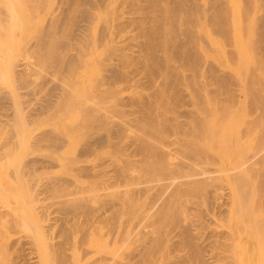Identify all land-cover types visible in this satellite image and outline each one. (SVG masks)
<instances>
[{
  "label": "bare ground",
  "instance_id": "obj_1",
  "mask_svg": "<svg viewBox=\"0 0 264 264\" xmlns=\"http://www.w3.org/2000/svg\"><path fill=\"white\" fill-rule=\"evenodd\" d=\"M4 1V0H3ZM6 1V0H5ZM36 1V0H35ZM45 2L44 0H40V2ZM104 0H56V6H54L53 7V9L51 10V13L49 14V12H48V15H50L49 17H48V19L46 20V21H48V20H50V23H49V25H47L46 23H44L43 25H45L46 27H42L41 29L42 30H38V31H40V33L38 34V35H36L38 38V41H36V42H38L37 43V45H35L36 47H37V49L39 48V50H41L42 52H45L46 53V55H45V53L44 54H42V52H40L39 51V53H40V55H45V56H47L48 55V53H49V55L51 54L52 56H54V55H56L57 54V52L60 50H62V49H64V51L66 52V50L69 52V49H68V46L69 47H75L74 49H76V46L74 45V44H72V43H79V45L81 44V46L80 47H82V44L84 45L85 43H86V41L89 39L90 40V38H92V40H93V38H94V34L92 35V37H91V35H89L91 32V23H92V20L94 19V21H95V18L97 19V21H96V23H94V27H95V24H96V33H98V38H100V40L102 39H106L107 40V38H108V40H110L109 42L111 43V45H108V40L106 41L107 43H105L104 41L105 40H103V42L105 43L104 45L106 46V44H107V47L109 46V48H102V47H99L100 48V50L101 49H104V50H102L103 52H104V54H106V55H104L105 57H109V55H108V53H106V51L107 50H111L112 49V47L111 46H115L116 45V47L120 50V58L123 56V55H121V54H123V53H125V54H127V52H129V55L127 54V56H132V55H134V59L136 58L137 59V63L138 62H140L139 64L140 65H142L143 66V64L146 66H143L144 67V70H142L143 72L146 70L149 74H151L150 76H153L152 78H154L155 76H154V74L155 73H157V71H160V70H162L161 72H162V75H164L165 74V80L167 81H162V82H165V86H163V83H158L159 84V86L160 87H162V88H158V85H156V83H157V80L158 79H160V78H154L155 80H153V79H151V77L149 76L148 77V79L151 81H155V83H153L152 81H151V85H149V87L151 86L152 87V85L154 86V85H156L155 86V88H157V89H155L154 87L153 88H151V90H152V92H153V89H155L154 91V94L155 95H153V96H155L156 97V95H157V97H161V99L160 100H162L163 101V99H165V98H167L166 96H167V94H168V89L172 86V87H174V89L176 90L178 87L177 86H174V84H177L178 82H177V80L179 81V77H177V75H181L179 72L182 70V72H183V70H185V72H187L188 71V76H189V73L190 72H192V71H190L189 72V70H187V68H185V66H187V67H189L190 66V68H192L193 70H194V73L195 72H197V71H195V69H201L200 70V72H199V69H198V73H200L201 75H199V76H201V80L203 79V80H205V76H206V74H204V72L206 71H204L203 72V74H202V71L204 70V69H206L205 67H204V65H203V67H204V69H203V67H202V64H199V61H200V56H203L204 57V55H200V56H198L199 54H202V53H199L198 54V52L197 51H199V52H201V48L202 47H204L205 46V44H207L208 43V40H209V37L207 36H204L205 34H206V31L205 32H202V29H203V27L205 28V26L207 25H209V26H211V28L212 29H214L215 31H216V33H220V34H222V37H226V36H229V35H227L228 33L229 34H231V35H233L234 36V32L233 31H231V32H233V33H230L229 31H228V29L230 30V28L228 27L227 28V25H230L228 22L229 21H227V19H229V17L231 16V14L229 15L228 14V12L230 11L229 9V5H227L228 6V9H227V6H225V3H230L228 0L226 1V0H112V1H108V0H106V4H109L110 3V5H111V7H109L110 5H108L107 7V9L105 8V7H103V11L105 12V9L107 10L106 12H105V16H104V12H102L103 14H101V9L102 8H99V9H97V7L100 5V3L102 4V2H103ZM243 2H241L240 4H241V9H240V13H241V11H242V16L244 17L245 16V18H247V17H250V19H251V17L253 16V20H255L254 22V24L252 25V27H253V29H252V32L255 34V41L252 43V44H254V46H253V48H255L256 49V51L257 52H259L260 54H262V55H264V0H242ZM258 1V2H257ZM7 2V1H6ZM32 2H34L33 0H32ZM31 2V3H32ZM40 2H39V0H37V6H39L40 5ZM42 2V3H43ZM49 2V1H48ZM3 3V2H2ZM5 3V2H4ZM3 3V4H4ZM14 3H15V5L17 6V4L19 3V0H15L14 1ZM13 3V4H14ZM17 3V4H16ZM31 3H30V5H31ZM38 3H39V5H38ZM46 3V2H45ZM44 3V4H45ZM1 4V3H0ZM12 4V5H13ZM36 4H35V7H36ZM47 4V3H46ZM51 4V3H50ZM53 4L54 3H52L51 5L53 6ZM105 4V2H103V5ZM105 4V5H106ZM2 5V4H1ZM13 6V7H16V6ZM18 5H20V4H18ZM30 5H29V7H30ZM48 5V4H47ZM50 5V6H51ZM102 5V6H103ZM104 5V6H105ZM259 6L260 8V11L259 12H257V9H256V6ZM8 6V5H7ZM34 7V6H33ZM44 7H46V6H44L43 5V8ZM101 7V6H100ZM17 8H18V6H17ZM32 8V7H31ZM46 8H48V7H46ZM141 8V10L142 9H144V8H147L148 9V11L146 12L145 10L143 11L142 10V13L144 14V12H146V13H148L146 16H140L139 15V13L141 12V10H140V12H138V15L136 14V15H134L135 13H137L135 10H137L138 9V11H139V9ZM15 9V8H14ZM37 9H38V7H37ZM40 9V8H39ZM95 9L97 10V11H99L98 12V14L97 13H95L94 11H95ZM258 9V10H259ZM12 10H13V8H12ZM11 10V12H13ZM16 10V9H15ZM18 10V9H17ZM29 10V9H28ZM46 10V9H45ZM135 12H134V11ZM228 10V11H227ZM34 11H36V9L34 10ZM40 11H41V9H40ZM43 11V10H42ZM133 11V12H132ZM227 11V12H226ZM9 12V11H8ZM255 12H257V13H255ZM3 13H4V11H3ZM3 13H1L2 14V16H3ZM5 13H6V10H5ZM10 13V12H9ZM8 13V14H9ZM230 13V12H229ZM0 14V15H1ZM107 14V15H106ZM227 14L229 15V17L227 16ZM240 14V15H241ZM34 15H35V12H34ZM110 16V17H112V18H110L111 19V21L112 20H114L115 22H113V24H112V22H111V25L112 26H108V21H107V19L109 18V17H107L106 18V16ZM14 17H16L15 16V14L13 15ZM13 16H11V17H13ZM10 17V18H11ZM145 17H146V21H148L149 23L147 24V22H144V19H145ZM228 17V18H227ZM1 18V17H0ZM18 18V17H17ZM16 18V19H17ZM245 18H243L244 19V21H245ZM1 19H3V18H1ZM5 19V18H4ZM19 19V18H18ZM35 19V18H34ZM242 19V18H241ZM10 20V19H9ZM9 20H8V22H9ZM14 20L15 19H13V22H14ZM33 20V19H32ZM31 20V21H32ZM230 20V19H229ZM21 21V20H20ZM247 21V20H246ZM245 21V22H246ZM250 21V20H249ZM4 22H5V20H4ZM12 22V21H11ZM29 22V21H28ZM242 22H243V20H242ZM5 24H7V22L5 23ZM4 24V25H5ZM134 26H133V25ZM135 24L137 25V26H135ZM147 24V25H146ZM204 24H205V26H204ZM1 25V24H0ZM10 24H8V26H9ZM16 25V24H15ZM19 25H20V22H19ZM109 25H110V23H109ZM132 26H133V28H137V30H136V33H138V35L137 36H135L136 38H139V39H136L137 40V42H135L136 43V45H135V43H134V41H136L135 40V38L134 37H131L132 38V40H130V42H129V40H127L129 43H131V44H129V45H131V46H133L132 45V42L134 43V45H135V48L134 49H131L130 47H128L129 45L127 44L128 42H126V39H128V38H126L125 39V35H127L126 33L128 32L129 33V30H131V28H132ZM1 27V26H0ZM6 27V26H5ZM12 27L14 28V26H13V24H12ZM11 27V28H12ZM28 27V26H27ZM30 27V26H29ZM94 27H92L93 29H94ZM230 27H231V25H230ZM39 28V27H38ZM130 28V29H129ZM132 28V29H133ZM210 28V27H209ZM209 28H206L207 30L209 29ZM8 29V28H7ZM15 29V28H14ZM17 29V28H16ZM15 29V30H16ZM18 29H20L21 30V26H20V28H18ZM25 29V28H24ZM92 29V30H93ZM247 29V28H246ZM4 30V29H3ZM9 30V29H8ZM8 30H7V32H8ZM13 30V29H12ZM11 30V31H12ZM20 30H19V32H20ZM134 30V31H135ZM210 30V29H209ZM214 30H212V31H214ZM18 31V30H17ZM95 31V30H94ZM134 31L132 30V31H130V33H132V35H133V33H134ZM203 31H204V29H203ZM214 31V32H215ZM93 32V31H92ZM125 32V34H123ZM209 32V31H208ZM213 32V33H214ZM245 32V31H244ZM93 33H95V32H93ZM203 33H205V34H203ZM210 33H211V31H210ZM6 35H7V33H5ZM4 34V35H5ZM9 34V33H8ZM14 34V33H13ZM129 35H131V34H128L127 35V37L129 36ZM209 35V34H208ZM223 35H225V36H223ZM231 35H230V37H231ZM242 35H244V34H242ZM253 35V34H252ZM0 36H2V35H0ZM97 36V35H96ZM95 36V37H96ZM100 36V37H99ZM202 36H203V38L205 39L206 38V42L204 41V39L202 38ZM6 37V36H5ZM11 37H12V35H11ZM244 37H246V36H244ZM253 37V36H252ZM2 38V37H1ZM0 38V39H1ZM10 38V37H9ZM97 38V39H98ZM133 38H134V40H133ZM208 38V39H207ZM232 38V37H231ZM231 38H230V40H231ZM235 38V37H234ZM36 39V37H35V40H37ZM223 39V38H222ZM227 39H229L228 37H227ZM233 39V38H232ZM11 40V39H10ZM12 40H13V38H12ZM18 40V39H17ZM24 40V39H23ZM89 40H88V42H89ZM90 41L89 42V44L90 43H92V42H94L95 43V38H94V40L93 41ZM201 40L203 41L202 43H199V42H201ZM225 40V39H224ZM2 41V40H1ZM20 41H22V40H20ZM99 41V40H98ZM199 41V42H198ZM232 41V40H231ZM24 42H25V40H24ZM28 42H30V41H28ZM32 42V41H31ZM96 42H97V40H96ZM197 42H198V44H200L201 46H199L200 47V50H198V48H197ZM205 42V43H204ZM34 43H35V41H34ZM34 43L32 42V45H34ZM101 43V42H100ZM225 43V42H224ZM232 43V42H231ZM231 43H229V44H231ZM72 44V45H71ZM88 43L85 45V46H87L84 50H86L87 48H88V45H89ZM97 44V43H96ZM103 43H101V45L100 44H97V45H99V46H103L102 45ZM113 44V45H112ZM226 44V43H225ZM229 44H227V45H229ZM4 45V44H3ZM17 45V44H16ZM27 45V44H26ZM31 45V44H30ZM30 45H29V49H30ZM71 45V46H70ZM77 45V44H76ZM1 46V45H0ZM22 46V45H21ZM91 46V45H90ZM231 46H232V44H231ZM36 47H34V48H36ZM67 47V49L65 50V48ZM78 48H79V50H74L73 49V53H71L70 52V56L69 55H67V56H69V60H67L66 61V59L68 58H66V59H64L66 62V64H65V66H66V68H65V66H62V68L61 69H63V67L65 68V70H73L74 68L75 69H77V63H78V61L76 62V60H75V57H76V55H77V57L80 59V53L83 51L84 52V50H83V47L81 48L82 49V51H81V49H80V47L79 46H77ZM134 47V46H133ZM132 47V48H133ZM235 47V46H234ZM4 48V47H3ZM9 48V47H8ZM21 48V47H20ZM33 48V49H34ZM111 48V49H110ZM197 48V49H196ZM5 49V48H4ZM3 49V50H4ZM26 49V48H25ZM32 49V48H31ZM37 49H36V51H37ZM72 49V48H71ZM89 49H92V48H88V50ZM114 49H116V48H114ZM118 49H117V52H118ZM204 49V48H203ZM203 49H202V51H203ZM160 50H164L165 52L163 53V55L161 54V56L160 55H158L157 54V52L159 51L160 52ZM197 50V51H196ZM229 50V49H228ZM5 51H7L6 49H5ZM79 53H78V52ZM92 51H94V50H92ZM114 51V50H113ZM116 51V50H115ZM114 51V52H115ZM206 51V50H205ZM236 51V50H235ZM11 52H13V51H11ZM61 52H63V51H61ZM68 52H66V54L68 53ZM82 52V53H83ZM107 52H109V54L112 52V50L111 51H107ZM234 52V51H233ZM6 53V52H5ZM35 53V52H34ZM38 53V52H37ZM38 53V54H39ZM59 53V52H58ZM64 53V52H63ZM81 53V54H82ZM161 53H162V51H161ZM167 53V55H165ZM229 53V52H228ZM8 54V53H7ZM62 53H60L59 55H61ZM65 54V55H66ZM117 54H119V53H117ZM116 54V55H117ZM125 54H124V57H125ZM130 54H132V55H130ZM208 55V53H206L205 52V56H206V58L204 59L203 58V60H202V63L204 62L205 63V61H206V59H207V55ZM227 54V53H226ZM234 54H236V53H233L232 55H234ZM256 54V53H255ZM48 55V56H49ZM58 55V56H59ZM111 55L113 56H115V57H118V56H116L115 54H112L111 53ZM110 55V56H111ZM165 55V56H164ZM229 55H231L230 53H229ZM2 56V55H1ZM44 56V57H45ZM47 56V57H48ZM52 56L50 57L49 56V58L51 59L52 58ZM81 56H83V54L81 55ZM113 56V57H114ZM127 56L125 57V58H127ZM164 56V58H160V57H163ZM12 57V56H11ZM65 58V56L64 55H61V57H57V55H56V57H54L53 59H54V61H55V58H56V60L58 59H60L59 61H57V64H55V65H59L58 64V62L60 63H62V59L61 58ZM111 58L110 60H112V62H109L108 60H109V58H107V59H105V60H107L108 61V63H110V65H109V67H107V66H105V67H102V68H108V71H107V73L108 74H105V76H104V73H102V75L105 77L104 78V80L106 81V82H109L108 84H110V85H113V86H115V85H117L118 86V84L120 83L121 84V82H120V79H121V81L123 82V84H124V86H125V84H127V83H124V79H128L127 81L128 82H132V79L133 78H128L129 77V75L132 73L133 75L135 74V75H137L136 73H134L135 71H137V72H139V69L141 70L142 68L140 67L139 69H137V70H135V69H133V71H131V73H128V72H130V71H128L127 69H126V66L127 65H131V66H129V68L131 69L132 68V66H134V67H136L137 66V64H136V66H135V64H130V63H132V58H131V62H129L130 61V59L128 60V61H126V62H123L122 60H124L125 58H123L122 57V60H120L121 61V65H123L124 63L126 64L127 62H129L126 66L125 65H123V67L122 66H120L119 65V63H120V61H119V58H117L116 60H114L115 59V57L114 58ZM231 57V56H230ZM261 57V56H260ZM5 58V57H4ZM9 58V57H8ZM43 58V57H42ZM49 58H48V60H49ZM82 58V57H81ZM101 58H103V57H101ZM100 58V59H101ZM170 58V61H168V59ZM209 58H210V56H209ZM228 58V57H227ZM259 58V57H258ZM38 59H40V58H38ZM171 59H172V61H174L175 59L176 60H178L179 61V63H182L183 64V66H184V68L183 69H181L182 67H180V69L181 70H179V72H176L177 71V69L179 68L178 66V68L177 69H175V64H178L177 63V61H176V63H172V61H171ZM229 59V61H230V59L232 60V58H228ZM21 60V59H20ZM43 60H44V58H43ZM46 60H47V58H45V62H46ZM104 60V61H105ZM119 62H118V61ZM210 60H212V59H210ZM236 60H237V57H236ZM261 60V59H260ZM7 61H8V59H7ZM11 61V60H10ZM74 61L76 62V67H74L73 68V66H74ZM81 61V60H80ZM207 61H209V60H207ZM258 61V60H257ZM20 62V61H19ZM40 62H42V60L40 61ZM48 62V61H47ZM46 62V63H47ZM51 61H49V63H50ZM56 62V61H55ZM99 62H101V61H99ZM123 62V63H122ZM133 62H136V60H133ZM231 63H232V61H230ZM233 62H235L234 60H233ZM11 63V62H10ZM45 63V64H46ZM53 63V62H52ZM80 63V62H79ZM81 63H82V61H81ZM80 63V64H81ZM101 63H103V60H102V62ZM100 63V64H101ZM105 63H107L106 61L104 62V64H102V65H106ZM107 63V64H108ZM206 63H209V62H206ZM17 64V63H16ZM54 64V63H53ZM79 64V65H80ZM87 64V63H86ZM86 64H85V66H86ZM172 64H174V66L172 65ZM258 64V63H257ZM18 66H19V64H17ZM33 65V64H32ZM48 65V64H47ZM61 65H63V64H61ZM60 65V66H61ZM101 65V66H102ZM201 66V68H200V66ZM205 65H208V64H205ZM209 65H210V63H209ZM208 65V66H209ZM16 66V65H15ZM17 66V67H18ZM82 66H84V65H82ZM81 66V67H82ZM119 66L121 67V69L122 70H120V68H119ZM179 66H181L180 64H179ZM211 67H208V71H210V75H208L207 74V76L209 77L210 76V78H211V76L213 75L214 77H215V79L216 80H214L215 81V83H216V85H218V83L220 82V84L219 85H223V86H225V87H227V86H229L228 85V83L229 84H231L232 83V80L231 79H233L232 77H234V76H232L231 78H230V76L229 75H232V74H229V70H228V72H225V71H227V69L225 70V69H222V68H220V71L221 72H218L217 70L219 69L218 68V66H217V70H216V68H215V65H214V68H212L213 67V65L211 64L210 65ZM21 67V66H20ZM27 67V66H26ZM25 67V68H26ZM58 66H56V68H57ZM68 67V68H67ZM79 67V66H78ZM15 67H13V69H14ZM39 68V67H38ZM70 68V69H69ZM71 68H73V69H71ZM110 68V69H109ZM138 68V67H137ZM146 68V69H145ZM34 69V68H33ZM37 69V68H36ZM124 69V70H123ZM125 69L128 71H126L125 72ZM203 69V70H202ZM222 69V70H221ZM15 70H17V69H15ZM106 70V69H105ZM105 70H103V71H105ZM118 70H120L122 73H123V71H124V74H126L127 76H126V78L124 77V75H122V77H120L119 75H121L120 74V71H118ZM224 70V71H223ZM11 71V70H10ZM20 71H22V70H20ZM19 71V72H20ZM28 71V70H27ZM37 71V70H36ZM163 71H164V74H163ZM223 71V72H222ZM8 72H9V70H8ZM14 72V71H13ZM25 72V71H24ZM24 72H20V73H24ZM69 72V71H68ZM141 72V71H140ZM185 72H183V74L185 75L186 73ZM207 72V71H206ZM205 72V73H206ZM230 72H231V70H230ZM34 73H35V71H34ZM63 73V72H62ZM75 73V72H74ZM148 73H145L146 75H144V74H142V72L140 73L141 74V76H138L137 75V77L138 78H136L135 80H137V79H139V77H140V79H142L143 77V75L144 76H146L147 77V74ZM194 73H192L193 75H192V77H193V80H195L197 77H199L198 76V73H196V75H197V77H194L195 75H194ZM9 74V73H8ZM60 74V73H59ZM65 74V73H64ZM67 74V73H66ZM139 74V75H140ZM182 74V75H183ZM186 74V75H187ZM246 74V73H245ZM249 74V73H248ZM247 74V75H248ZM71 75V74H70ZM133 75H131V77L133 76ZM134 75V76H135ZM161 75V76H162ZM182 75H181V77H182ZM183 75V76H184ZM185 75V76H186ZM205 75V76H204ZM74 76V75H73ZM102 76V77H103ZM119 77V78H117L119 81H118V83H117V81H116V84H114L115 82H112V80L114 81V79H115V77ZM133 76V77H134ZM158 76V75H157ZM156 76V77H157ZM204 76V77H203ZM206 76V77H207ZM251 75L249 74V77H250ZM60 77V76H59ZM62 77V76H61ZM142 77V78H141ZM145 77V79L143 78L142 80H141V82H142V84L141 83H139L140 84V86H142L143 85V82H145V81H143V80H147V78ZM160 77V76H159ZM181 77H180V82H179V84H178V86H180V83L181 82H184V83H189V80L187 81V82H185L186 80L185 79H181ZM203 77V78H202ZM208 77H207V79H208ZM214 77H212V78H214ZM253 78H252V81H253V79H254V76H252ZM66 78V77H65ZM71 78V77H70ZM101 78V77H100ZM162 78V80H164V77H161ZM242 78V77H241ZM247 78V77H246ZM251 78V77H250ZM255 78L256 79H258L257 77H256V75H255ZM44 79H46V78H44ZM68 79H69V77H68ZM74 79V78H73ZM99 79V78H98ZM116 79V80H117ZM129 79H131V80H129ZM139 79V80H140ZM192 79V78H191ZM198 79H200V78H198ZM197 79V80H198ZM63 80V79H62ZM103 80V79H102ZM126 80H125V82H126ZM135 80L133 79V82H135ZM183 80V81H182ZM185 80V81H184ZM196 80V81H197ZM211 80V79H210ZM212 80V81H213ZM236 81H237V79H235ZM235 80H233V81H235ZM250 80V79H249ZM49 81V80H48ZM51 81V80H50ZM63 81H65V80H63ZM63 81H61L62 83H63ZM66 81H67V79H66ZM65 81V82H66ZM72 81V80H71ZM73 81H75V80H73ZM100 81H101V79H100ZM104 81V82H105ZM150 81L149 82H147V83H150ZM161 82V79L160 80H158V82ZM190 81H192V80H190ZM196 81H192V83L194 84ZM199 81V80H198ZM197 81V82H198ZM206 82L208 81V80H205ZM213 81V82H214ZM217 81H219L218 83H217ZM235 81V82H236ZM251 81V82H252ZM255 81V80H254ZM253 81V82H254ZM257 81V80H256ZM259 81V80H258ZM21 82V81H20ZM54 82V81H53ZM103 82V83H104ZM111 82V83H110ZM132 82V83H133ZM140 82V81H139ZM235 82H234V85H235ZM34 83V82H33ZM44 83V82H43ZM55 83V82H54ZM57 83V82H56ZM69 83H70V81H69ZM96 83H98V85L101 83V82H99V81H95V84ZM103 83H101V84H103ZM113 83V84H112ZM137 83H138V81H137ZM183 83V85H185ZM202 83V82H201ZM215 83L213 84V85H215ZM255 83V82H254ZM47 84V83H46ZM58 84L59 85H61L59 82H58ZM56 85V87L57 86H59V85ZM94 84V85H95ZM122 84V85H123ZM129 84V83H128ZM127 84V85H128ZM134 84V83H133ZM145 85H143V89H144V87H146V82L144 83ZM161 84H162V86H161ZM191 84V83H190ZM192 84V85H193ZM196 84V85H195ZM194 84V86L195 87H193V89L194 88H196V89H194L193 91H195V93L193 92V91H191V92H188V93H191V95H189L188 93H187V91H185L184 89H181V87H180V90L179 89H177V90H179V91H181L182 90V92L181 93H183V95H185L184 94V92L187 94V95H189V97H187V98H184V102H186L187 104H188V101L186 100L185 101V99H188V98H190V100H189V104H190V106L191 105H193L192 107H189L188 105H186V107H189V108H191L192 110H190V114H189V116H187V115H185L186 116V118L187 117H189L190 118V116L192 115V117L190 118V120L188 121L186 118L185 119H182L184 116L182 115V116H180L179 114L178 115H176L175 117L172 115H170L171 116V119H172V117H174V118H176V119H179V117L178 116H180V118H181V120L182 121H180V122H178L177 123V126H176V128L177 129H179L180 128V130L181 131H183V132H185L184 133V135L182 134V136L184 137V136H186L185 134H187L188 132L189 133H192V135L194 136V138H193V140H191L192 138H190L192 135L191 134H187V135H191L189 138H187V140L189 141V142H187V141H185L184 139L182 140V141H185V143H184V145H183V147H184V152H181L182 150H183V148H182V141H180V138H179V136H178V138H177V135L178 134H176V132H177V129H175V131H174V125H172L171 124V127H170V129H168L169 131H171V129H172V126L174 127L173 129H172V132L174 131L175 132V134H176V136H175V134L173 133V135H171L172 136V138L175 136V138H177V140L178 141H180L181 143V145L179 146V145H176L175 146V144H173L174 142L176 143V142H178V141H176V139L174 140V138H173V140L172 141H174L173 143H171L172 145H174V146H171V145H169L170 144V140L169 139H165L163 142L165 143V141H168V142H166V145H165V147H166V149L164 148H162L161 150L159 149V148H161L162 146V144L164 145V143H162L160 146H159V148H157L159 151H165V150H167V148H170V146L171 147H173V148H175V149H177L178 148V146H179V149L180 148H182V150L180 151V150H176L175 151V149L173 150L176 154L179 152V154L181 153H185V155H188V153H189V156H186V159H188V161H186L185 159L183 160V158H185V157H182V158H179L180 156H182L181 154H180V156H178V158H175L176 160L174 161V159H173V157L174 156H176V155H174V152H173V155H172V152L170 153L169 152V150H172L171 148L170 149H168V152H166V153H170L171 155H167V157H169L172 161H174V163H172V161L170 162L171 164H175L176 163V165H177V167H174V169H176L175 171L174 170H172L173 169V167H172V169L170 168L171 166H169V167H166V165L168 166V159L169 158H167V157H164V158H167L166 160H167V164H166V160L163 162V164L162 165H164L165 164V167L163 166L162 167V165H160V163H162V159L163 158H161V160H159L157 157L159 156V154H161V152H159V151H157V152H159V153H156V146L155 147H153V149L155 148L156 150H154V152L157 154V157L155 156V154H154V152L153 153H151V154H154L152 157L150 156L151 154H150V150L152 149L151 147H149V145H148V143H150L151 141V138L154 140H156L157 138H158V140H157V142L156 143H152L151 142V144H153V145H157V147H158V145H159V143L161 142H159V140H162V139H164L163 137H159V136H161V133L163 134L162 136H164V135H166V136H168V134H166L165 133V131L167 130V127L169 128V126L170 125H166L164 122H162L163 120L165 121V120H167V124H168V120L170 119H163L162 117H164L163 115L165 114L164 113V110H166L167 108H168V106H166V109H163V110H161L164 106L163 105H165L166 103H165V101L167 102V104L166 105H169L168 103H170L171 102V100H175V101H179V100H181L180 99V97H182V95L180 96V93L176 90V91H173V89L171 90V92L173 91L174 93H172L173 94V99H170L171 98V92L169 93L170 95H169V99L168 100H164V103L165 104H163V105H161L160 107H159V105L161 104L160 102L161 101H159V99H158V103H160V104H158L157 106L159 107L158 109L163 113L162 114V117H161V114L158 112V110L156 111V112H158L159 114H160V116H157V118L158 117H160V121H161V118H162V121H161V125H159V130H161L162 129V127L163 126H167V127H163V129H162V131H164V128H166L165 129V131H164V133L161 131L160 132V135L158 134L157 135V132H156V128H157V126H158V124H156V128H155V123L157 122L156 120H158L156 117H154L155 115H159L158 113L156 114V112H154V113H152L151 112V106L157 101V100H155V99H157V98H154V97H152V96H150L149 95V98L151 97V98H154L153 100L155 101L154 103H151L152 102V100H151V98L149 99L148 97H146V98H148L149 100H151V101H146L147 99H145L144 100V98H141V97H143L142 95H140L139 96V98L140 99H138V101H139V105H137V106H139V107H137L136 105H135V103H137V101L136 102H134V100H135V96H136V94L134 93L135 91H134V88L132 87V84L130 85V87H132V89H133V92H132V95L130 96V99H128L129 98V96H128V94L126 95V96H128V97H125L126 99H128V100H131V97L133 96L134 97V100L131 102V101H129L128 103H129V105H130V102H131V104L132 105H135V106H132V108L134 107V111L136 110L135 108H139V109H137L135 112H137V111H140V109L141 110H143V113H145V114H147V116H148V114H149V112H151L152 114L150 115V116H153V119L154 118H156V122L155 123H153L152 122V117H151V121L149 122L150 124H151V122L153 123V124H151V125H153L154 126V130H155V132H156V134L154 133V131H153V133L154 134H152V130L153 129H151L150 127H149V129H151L150 130V132H151V135H149L150 134V132H145V136H147V137H151L149 140H148V138L146 139V141L148 142V143H146V141L145 140H143V139H145V136L144 135H142V137H140L146 144H144V142H142L141 144H137V142L135 141V139L137 138V140H139L140 138L137 136L138 134H140L141 132V130H140V128H139V125H140V127L141 126H143V124L145 125V124H149L148 123V121L150 120H148V118H147V116H145L143 113H140V112H142V111H140L139 113L140 114H138V113H135V114H133L131 111H133V109L130 111L131 112V114H133V115H135L136 116V114H138V116L139 115H141L142 114V116H144V117H146L147 119L146 120H142L141 121V123L140 122H138V123H140L139 125H137V121H136V125L138 126L137 127V129H136V126L135 127H131V128H133V130L135 129L136 131L138 130H140L139 132L140 133H138V132H136V131H133V133L131 134V135H129V134H127V136L129 135L130 137L133 135V137L134 136H136V137H134V140H132V141H135V146H137V147H134L133 146V144H132V147H134L135 148V150L137 149L138 151H139V153L141 152V153H143V155L145 156L144 157V160H146L145 158L146 157H151L150 159H152V160H154V159H158L159 161H161L160 163H158L162 168H165L164 170L162 169L161 171H167V169L168 168H170V169H168L169 171L171 170L173 173H176L177 171H179V172H177L178 173V175L179 176H177L176 178H172V176L173 177H175L176 176V174H173L172 172H171V174H173L171 177L169 176V175H171V174H166V177H170V178H166L165 180L163 179V177H165L164 175H161V172H160V170H157V169H161V167H159V168H157L156 169V167H155V165L157 164V163H155V162H157V159H156V161L154 162V167H155V174H158L157 172L159 171V176L161 175L162 177H157L155 174H152L153 173V171H151V174H150V176H153V175H155V179H156V181L154 180V178H151L150 179V177H149V179H147V180H149V182L152 180H154L155 182H156V184H158V182H157V178H159L160 180L161 179H163V183H160V184H158V185H154V187H152V185H151V187H150V183H153L154 184V181L153 182H150V183H147V181L145 180V179H143L144 178V176H143V172H142V174H141V171H140V174L138 173V171H139V168L142 170L143 168H141L140 166H144V165H146L147 164V166H144V167H146V169H145V171L147 170L148 171V166H150V159L149 158H147V160L149 161V164L148 163H146V162H143V161H140V160H142L141 159V155L142 154H140L139 156H137V154H139V153H137V154H135L137 157H134L135 155L133 154L132 155V153H130V152H133L132 150L131 151H126V152H129V155H130V157L131 158H135L136 159V161L134 160V162H138V161H140V162H143L144 164H142V165H140L139 163L138 164H135V163H132V165L131 164H129V165H131V166H133V164H135V168H137L138 170H137V173H136V171H135V168H134V172L136 173V175L135 176H133V175H130L131 173H129L128 171V166H127V162L129 161V163H130V157H129V155H124V156H128V157H126L127 158V160L128 161H124L125 163H127L126 164V167H124V165H125V163L123 164V161H122V157H121V160L119 159V161L117 162V163H119V162H122L121 164H122V167H124V168H122L121 167V165L120 166H117L118 164L116 163V167H118L119 168V170H121V172L120 171H118L117 172V169H116V171L114 170L115 169V167L113 166H111L112 168H113V170L115 171L114 173H122L123 172V170L125 169H127L125 172L126 173H128V174H125V178H127L129 175L131 176V177H133V179L136 177V176H141L142 177V179L140 180V177H138L139 179H137V182H135L136 181V178H135V184L134 185H136V186H132V187H130V185H129V182H128V184L127 183H125V184H127V185H129V186H127L126 185V187H127V189L128 190H124L125 192H127V193H125V192H122L123 190H121V189H123V187L125 188V184H124V179H120V178H117L118 179V182H115V181H117V179H116V177H120V175L118 176V174H117V176H116V174H114L116 177H115V179L113 180V178H114V176H113V173H111L110 175H109V177H111L112 178V176H113V178L111 179V182H112V180L114 181V182H112L113 183V188H111V190L113 189V190H118L117 191V196H116V191L114 192L113 190V194L110 192V194H109V191H108V194L110 195H107V194H105V193H107V190H108V188L107 187H109V186H111V185H105V186H103V188H101V189H103V190H105V193H104V191H103V193H104V196L106 195V197H105V199L106 200H104V198H102V200L104 201V203L102 202V200H101V203H99L98 205H95V206H93V205H89L90 203H86V199L87 200H89L88 198L90 197H88L87 196V194L86 193H84V196H79L80 197V199L79 200H71V199H69V198H67V197H65V196H67L66 194L69 192L70 193V191H72V190H70V189H68V186H69V184H71V182H68L70 179L71 180H73V178H69V180H67L66 178H65V176H64V179L62 178H59V179H56V177H55V179L56 180H53L52 178V180L53 181H51V179H50V182L51 183H53L52 184V187L51 186H49V188L51 187V189L54 191L55 190V193L57 192V193H59V192H62L61 194H59V196H57V198L56 199H54V200H52L51 202H53L54 203V208H56V211L55 212H52L53 210V206H51L50 207V209L52 210H48L47 208H46V205H48V204H46L45 203V205L44 204H42V206L41 205H38L39 207L41 206V208H39V210H37V209H35V211L34 212H38L39 211V213H41V216H40V219H41V223L39 222V224H41V228H42V230L40 231V233H42L43 234V232H50L48 229H50L51 227V229H53V227H56L58 230H59V234H58V236L56 235V233L54 232V231H56V230H53L52 232L53 233H55V235H56V237H57V239L55 238V236H54V238L56 239V240H54V242H52V245H54V249L56 248V253H57V255L59 256V257H61L60 255H61V253H63L64 251V247H67L66 245L69 243V239H72V237H71V235L72 234H77L78 232H80L81 234H78L79 236L81 235V237H82V234L84 235V236H87V237H85V238H83L82 237V239H85V240H82V242H78V244H80L79 246L82 248V252L84 251V253H83V255L84 254H86V253H91V257H92V259H91V261H86L85 259H83V262H85L86 261V263L85 264H264V175H256V179H258V177H260V179H258L257 181L256 180H253L254 178L252 177V175H253V173L251 174V173H249L248 174V170H250L249 168H248V170H244L245 172H243L242 171V169H246V166L248 167V164L250 165V164H252V165H250V166H255L256 164H253V163H255V162H253V161H257L258 162V160L259 159H264V151L262 152V149H261V146H260V148L259 149H261L260 151H259V149H258V152H255V154H253V155H247V156H244V157H242V155L241 156H238V158H237V155H239V154H241V152L239 151V149H235V147L237 146V143L238 142H240L239 140H241L244 136H246V134H247V132L244 134V136L242 137V135H243V132H242V129L240 130V131H238V132H240V134L238 133V135L237 136H235L234 135V137H235V139H232V137L230 138V139H232V141H229V135H232L231 133L229 134V129L227 128V124H228V127H231V125H229V123L231 124V122H229V121H227L228 123L226 124V122L225 123H223V125L224 124H226V125H222V122L225 120V118L223 119V117H222V115L224 114H222L221 115V118H216V119H210V118H208L209 120H207L206 118H207V116L206 115H204V113H209L210 111L212 112V114H213V111H212V109H214L212 106H214V105H217V102H216V104H214V105H212L210 102H207V103H205L206 102V100L207 99H204V97H206V96H203V94L201 95V93H202V91L200 92V88L199 87H201V86H198V85H200V83L198 84V83H195ZM246 84V83H245ZM251 84H253V83H251ZM251 84H249L248 86H250ZM257 84V83H256ZM259 84V83H258ZM50 85V84H49ZM93 85V86H94ZM104 86L103 87H107V84L105 85V84H103ZM109 85V87L111 88V87H113V86H110ZM134 85H136V82H135V84ZM133 85V86H134ZM187 85V84H186ZM206 85V84H205ZM232 85H233V83H232ZM239 85V84H238ZM255 85V84H254ZM62 86V85H61ZM102 86V85H101ZM101 86L99 87L98 86V88H96V90L95 91H97V92H102V90H104L105 91V88H103V89H101ZM137 86H138V88H139V85L137 84ZM202 86H203V83H202ZM223 86H221V89H220V91L222 90V87ZM231 86V85H230ZM237 86V85H236ZM236 86H234V87H236ZM55 87V88H56ZM127 87H129V86H127ZM135 87V86H134ZM148 87V86H147ZM147 87H146V89H144V92L146 93H148L149 94V92L151 91H145V90H148L147 89ZM171 87V88H172ZM177 87V88H176ZM215 87V86H214ZM247 87V86H246ZM49 88V87H48ZM52 88V87H51ZM59 88V87H58ZM61 88V87H60ZM59 88V89H60ZM93 88V87H92ZM100 88V89H99ZM116 87H114V89H115ZM120 88V87H119ZM119 88H116V89H118L119 90ZM137 87H135V89H136ZM142 88V87H141ZM140 88V89H141ZM183 88V87H182ZM185 88V87H184ZM229 88V91H230V87H228ZM228 88H227V90H226V88L224 89V90H226V91H224L223 92V90L221 91L222 92V94L223 93H225L226 92V94H227V96H225V97H227L226 98V100L228 99V98H231L232 97V99H235V98H233V90H232V88H231V91H232V93L231 92H229L228 91ZM260 88V87H259ZM70 89V88H69ZM94 89V88H93ZM121 90H122V88H120ZM143 89H141L140 91L142 92L143 91ZM206 89V88H205ZM215 89H217V87H215ZM251 89V90H250ZM250 89H249V91H251L250 93V95H251V100H252V102L254 103V104H257V102L258 103H260V104H263L264 105V98L262 97L263 96V94H262V96H261V94L259 95L258 93H257V91H258V89L256 88V90L254 89V88H252V87H250ZM262 89V88H261ZM260 89V91H262ZM63 90V89H62ZM72 90V89H71ZM107 90V89H106ZM111 90H113V89H111ZM137 90V89H136ZM183 90H184V92H183ZM192 90V89H191ZM207 90V89H206ZM237 90V89H236ZM235 90V91H236ZM239 90V89H238ZM59 91V90H58ZM61 91V90H60ZM94 91V90H93ZM94 91V92H95ZM107 91H109V90H107ZM120 91V90H119ZM169 91H170V89H169ZM216 91V90H215ZM219 91V92H220ZM52 92V91H51ZM64 92H65V89H64ZM67 92V91H66ZM74 92V91H73ZM100 92V93H101ZM111 92V93H110ZM130 93H131V89H130V91H129ZM141 92H139V93H141ZM151 92V93H152ZM209 92V91H208ZM212 92H214V89H213V91ZM25 93V92H24ZM59 93H61V92H59ZM58 93V94H59ZM68 93V92H67ZM67 93H65V94H67ZM77 93V92H76ZM96 93V92H95ZM103 93V92H102ZM101 93V94H102ZM109 93L110 94H112L113 95V91H109ZM108 93V94H109ZM116 93V92H115ZM119 93V92H118ZM129 93V94H130ZM136 93H138L137 91H136ZM139 93H138V95H139ZM143 93V92H142ZM146 93V94H147ZM150 93V94H151ZM236 93V92H235ZM235 93H234V96H236L235 95ZM248 93V92H247ZM4 94H5V92H4ZM47 94V93H46ZM58 94H57V96H58ZM64 94V93H63ZM69 94H71V92L70 93H68V97L69 96H71V97H69V99L71 98V100H73L72 98H73V96L72 95H69ZM78 94V93H77ZM99 93H97V95H98ZM117 94V93H116ZM116 94H115V96H116ZM121 94V93H120ZM133 94H135V95H133ZM148 94L146 95V96H148ZM59 95H62V93L61 94H59ZM87 95V94H86ZM94 95V94H93ZM102 95H106L107 96V93L105 94V93H103ZM101 95V96H102ZM137 95V96H138ZM152 95V94H151ZM187 95H185V97L187 96ZM205 95V94H204ZM215 96H217L216 95V93L214 94ZM219 95H221L220 93L218 94V96ZM224 95V94H223ZM2 96H4V95H2ZM49 96V95H48ZM62 96H64V95H62ZM66 96V95H65ZM65 96H64V99H65ZM80 96H81V94H80ZM89 96V95H88ZM99 96H100V94H99ZM109 96V95H108ZM111 96V95H110ZM114 96V95H113ZM125 96V95H124ZM144 96H145V94H144ZM5 97H6V95H5ZM50 97V96H49ZM76 97V96H75ZM77 97H79V96H77ZM85 97H87V96H85ZM89 97H92L91 96V94H90V96ZM93 97H95V95L93 96ZM97 97V96H96ZM120 97V96H119ZM123 97V96H122ZM214 97V96H213ZM220 97V96H219ZM223 97V100H224V102L226 101L225 100V97L224 96H222ZM236 97H238V96H236ZM59 98V97H58ZM57 98V99H58ZM67 98V97H66ZM84 98V97H83ZM88 98V97H87ZM98 98V97H97ZM96 98V99H97ZM99 98H101V97H99ZM103 98V97H102ZM117 98V100H120V98L118 99V97H116ZM183 98V97H182ZM221 98V97H220ZM2 99V98H1ZM62 99V101L64 100L63 98H61ZM60 99V100H61ZM75 99V98H74ZM77 99V98H76ZM89 99V98H88ZM92 99V98H91ZM214 99V98H213ZM218 99V98H217ZM216 99V100H217ZM231 99V101L229 100H227L226 102L227 103H229V102H232L233 100ZM67 101H68V99H66ZM65 100V101H66ZM78 100V99H77ZM99 101H100V99H98ZM121 100H123L122 98H121ZM125 100V99H124ZM123 100V101H124ZM204 100H205V102H204ZM61 101V102H62ZM70 101V100H69ZM69 101H68V104H67V106H66V103L64 102V105L66 106V107H68V105L70 104V105H72V102L73 101H75V100H73V101H70V103H69ZM78 101H80V99L78 100ZM78 101L76 102V103H78ZM92 100H89V102H91ZM94 101V100H93ZM92 101V102H93ZM123 101H121V103L123 102ZM126 101V100H125ZM175 101L173 102L172 101V105H174V106H172V107H175V105L177 104H175ZM183 101H181V102H183ZM208 101V100H207ZM213 101V100H212ZM218 101V100H217ZM220 101H221V99H220ZM235 101H236V99H235ZM60 102V101H59ZM88 102V101H87ZM88 102V103H89ZM118 102V101H117ZM133 102H134V104H133ZM180 102V103H181ZM184 102L182 103V104H184ZM219 102V101H218ZM237 102V101H236ZM3 103V102H2ZM80 103V102H79ZM82 104L84 103L83 102V99H82V102H81ZM80 103V104H81ZM86 103V102H85ZM94 103H98L97 101H95ZM93 103V104H94ZM151 103V104H150ZM157 103V102H156ZM174 103V104H173ZM185 103V104H186ZM18 104V103H17ZM54 104V103H53ZM52 104V105H53ZM56 104V103H55ZM62 105V103H59V105ZM73 104H75L74 102H73ZM90 105L88 106V105H85V106H87V107H91L92 108V110H93V108H95V106L93 107V104L92 103H89ZM92 104V105H91ZM119 103H117V105H118ZM170 104V105H171ZM185 104L183 105V106H185ZM219 104V103H218ZM223 104V103H222ZM20 105H21V103H20ZM50 105V104H49ZM84 105V104H83ZM121 105V104H120ZM125 105H127L126 104V102H125ZM178 105H180V104H178ZM178 105H177V107H178ZM220 105V104H219ZM219 105H218V107H219ZM228 105V104H227ZM249 105V104H248ZM258 105V104H257ZM18 106V107H17ZM22 106V105H21ZM97 106V105H96ZM119 106V105H118ZM122 106H124V103H122ZM153 106H154V108H153ZM152 106V108L153 109H155V106H156V104L155 105H153ZM156 106V107H157ZM163 106V107H162ZM182 105H181V107H183ZM211 106V107H210ZM16 107H17V109H19V105H16ZM54 108H55V106H53ZM59 107V106H58ZM61 107V106H60ZM72 107V106H71ZM70 107V108H71ZM86 107V108H87ZM117 107V106H116ZM115 107V108H116ZM171 107V108H172ZM176 107V108H177ZM215 107V106H214ZM229 107V106H228ZM260 107V106H259ZM44 108V107H43ZM57 108V107H56ZM82 108H83V106H82ZM91 108H90V110H91ZM114 108V107H113ZM119 108H121V107H119ZM126 108V107H125ZM130 108H131V106H130ZM170 108V109H171ZM180 108V107H179ZM179 108H178V110H179ZM209 108H212V109H210L209 110ZM226 108V107H225ZM250 108V107H249ZM262 108V107H261ZM64 109H65V107H64ZM96 109V108H95ZM98 109V108H97ZM109 109V108H108ZM170 109H168V110H170ZM175 109V108H174ZM174 109H171V110H174ZM182 108H180V110H181ZM184 109H186V111H187V109L188 108H183V111L185 112V114L188 112H186ZM220 109H223L222 107H220ZM16 110V109H15ZM20 110V109H19ZM57 110H58V108H57ZM117 110H119V109H117ZM123 110H126V109H123ZM170 110V111H171ZM179 110V111H180ZM189 110V109H188ZM215 110H217V106H216V109ZM219 110V109H218ZM230 110V109H229ZM228 110V111H229ZM260 110V109H259ZM22 111V110H21ZM81 111V110H80ZM83 111V110H82ZM84 111H86V110H84ZM88 109H87V113H86V115L88 116V114H90V112L88 113ZM94 111H96V110H94ZM108 111V110H107ZM122 111V110H121ZM120 111V112H121ZM133 111V112H134ZM170 111H168L167 112V110L165 111L167 114H173V113H176V111H177V109H176V111L175 112H171L170 113ZM183 111H181L182 113H183ZM191 111H192V113H191ZM263 111V110H262ZM29 112V111H28ZM93 112V111H92ZM109 112V111H108ZM118 112V111H117ZM216 112H218V111H216ZM224 112H226V110L224 111ZM125 113V112H124ZM177 113H179L178 111H177ZM176 113V114H177ZM181 113V114H182ZM249 113V112H248ZM253 113V112H252ZM119 114V113H118ZM127 114V113H126ZM203 114V115H202ZM211 114V115H212ZM227 114V113H226ZM260 114H262V112L260 113ZM82 115H83V113H82ZM86 115L84 114L83 116H85L86 117ZM92 115H93V113H92ZM123 115V114H122ZM121 115V116H122ZM229 115V113L227 114V116ZM29 116V115H28ZM82 116V117H83ZM94 116V115H93ZM93 116H91V117H93ZM167 116H169V115H167ZM166 116V117H167ZM204 116H206L205 118H204ZM219 116V115H218ZM227 116H225L226 118H227ZM263 116V115H262ZM38 117V116H37ZM84 117V118H85ZM90 117V118H91ZM97 117H99V116H97ZM113 117V116H112ZM131 118H132V115L130 116ZM129 116L126 118V119H128L129 120V118H130ZM134 117V116H133ZM140 117V116H139ZM220 117V116H219ZM256 117V116H255ZM261 117V116H260ZM260 117L259 118H257V120H259L260 119ZM13 118V117H12ZM28 118V117H27ZM81 118V117H80ZM86 118H88V117H86ZM131 118H130V122L129 123H127L128 121H126V120H124V122L126 123V124H130V123H134L135 121H131ZM135 118V117H134ZM138 118V117H137ZM137 118H135L136 120H137ZM150 118V117H149ZM228 118H229V116H228ZM227 118V120H229ZM263 119H264V117H262ZM34 119H35V117H34ZM142 119H144L143 117H142ZM251 119V123H249L248 125L250 126V128H251V126H252V123H254V122H257V120L256 119H254V120H256V121H253V119L252 118H250ZM141 120V119H140ZM158 120V121H159ZM173 120V119H172ZM171 120V121H172ZM183 120L184 121H186L187 120V123H185V122H183ZM248 120V119H247ZM17 121V120H16ZM15 121V122H16ZM104 121V120H103ZM120 121H123L122 119L120 120ZM145 121H147V122H145ZM159 121V122H160ZM179 121V120H178ZM231 121V120H230ZM259 121H261V120H259ZM259 121H258V123H259ZM263 122H264V120H262ZM18 122V121H17ZM97 122V121H96ZM106 122V121H105ZM108 122V121H107ZM124 122L122 123L123 125H125V127H127L126 126V124H124ZM176 123V120L175 121H172V123ZM190 122V123H189ZM248 122H250V120L248 121ZM247 121L245 122V124H247L248 123ZM77 123V122H76ZM79 123V122H78ZM110 123V122H109ZM113 123H115V122H113ZM133 123L132 124H130V126H134L133 125ZM143 123V124H142ZM163 123H164V125H163ZM189 123V124H188ZM258 123H256V127H258V126H260V125H258L257 126V124ZM58 124V123H57ZM75 124V123H74ZM87 124V123H86ZM97 124V123H96ZM117 124V123H116ZM116 124H113L114 126H116ZM142 124V125H141ZM169 124H170V120H169ZM255 124V123H254ZM253 124V125H254ZM18 125V124H17ZM95 125V124H94ZM120 125V126H119ZM121 126V122H119L118 123V128H119V132H120V129L122 130V127H123V130H125L124 129V126ZM264 125V123L262 124V127L260 128V130L264 127L263 126ZM16 126V125H15ZM59 126V125H58ZM80 126V125H79ZM85 126V125H84ZM89 126H92V125H89ZM104 126V125H103ZM117 126H116V128H117ZM129 126V127H130ZM146 126V125H145ZM145 126H143L144 127V129H143V133H144V130H146L145 129ZM149 126V125H148ZM162 126V127H161ZM246 126V125H245ZM109 127H111V125L109 126ZM179 127V128H178ZM97 128V127H96ZM105 128V127H104ZM113 128H115V127H112L111 129H113ZM116 128H115V130H116ZM131 128H129V129H131ZM139 128V129H138ZM243 128H245V127H243ZM252 128H253V126H252ZM20 129V128H19ZM18 128H16V130H19ZM52 129V128H51ZM110 129V130H111ZM127 129V128H126ZM142 129V128H141ZM158 129V128H157ZM233 129H234V127H233ZM233 129H230V131L231 130H233ZM238 129V128H237ZM249 128H245V131L246 130H248ZM254 129V128H253ZM258 129V128H257ZM70 130V129H69ZM115 130H111V132L113 131H115ZM122 130V131H123ZM167 130V131H168ZM50 131V130H49ZM93 131H95V130H93ZM129 131V130H128ZM127 131V132H128ZM147 131H149V130H147ZM158 131V130H157ZM180 131V132H181ZM249 131H251V129H249ZM25 132V131H24ZM58 132H60V131H58ZM115 132H117L118 133V129L115 131ZM114 132V133H115ZM124 132V131H123ZM122 132V134H124L125 135V132L123 133ZM126 132V133H127ZM134 132H135V134L136 133H138L137 135H135L134 134ZM172 132L170 133V134H172ZM233 132V131H232ZM252 132H253V130H252ZM14 133V132H13ZM16 133L17 132H15V135H16ZM51 133H53V132H51ZM60 133H63V132H60ZM59 133V134H60ZM65 133V132H64ZM116 133V134H117ZM149 133V134H148ZM158 133H159V131H158ZM168 133V132H167ZM178 133H179V131H178ZM242 133V134H241ZM249 133H251V132H249ZM263 133H264V131H263ZM262 133V134H263ZM20 134V133H19ZM47 134V133H46ZM59 134H58V136H59ZM109 134V133H108ZM112 134V133H111ZM119 135H120V133H118ZM142 134V133H141ZM147 134V135H146ZM49 135L50 136H52L51 137V140H52V143H56L57 145L59 144V143H61V142H65V140L67 139V137H55V136H57V134H56V132H55V136H54V134H50L49 133ZM61 135V134H60ZM63 135H66V134H63ZM103 135V134H102ZM106 135V134H105ZM153 135V136H152ZM155 135V136H154ZM250 135V134H249ZM264 135V134H263ZM35 136V135H34ZM38 136V135H37ZM43 136V135H42ZM48 136V135H47ZM46 135H45V139H47L46 137H47ZM49 136V137H50ZM110 136V135H109ZM108 136V137H109ZM113 136V135H112ZM140 136V135H139ZM157 136V137H156ZM171 136L169 135V137H167V138H171ZM181 136V135H180ZM192 136V137H193ZM259 136H261L260 134H259ZM20 137V136H19ZM92 137V136H91ZM108 137H106L105 136V138H108ZM115 137V136H114ZM132 137V138H133ZM165 137V136H164ZM44 138H41V140H40V138L38 139L39 141H41V142H43V140L42 139H44ZM99 138V137H98ZM112 137H110V139H111ZM128 137H126L125 136V140L127 139ZM131 138V139H132ZM139 138V139H138ZM200 138H202L201 140H200ZM228 139V141H227V139ZM20 139V138H19ZM49 139V138H48ZM89 139V138H88ZM109 139V138H108ZM113 139V138H112ZM131 139L129 138L128 140H130V141H125L124 139V141L125 142H128V143H126L125 144V142L123 143V142H121L122 144H125V146H128V144L129 145H131V143H133V142H131ZM140 139V141H142ZM186 139V138H185ZM244 139V138H243ZM242 139V140H243ZM264 139V136H263V138H262V140ZM31 140H32V138H31ZM33 140H35V138L33 139ZM68 140V139H67ZM100 139H98V140H95V139H93L92 138V140H89V142L87 141V143L85 142V145H84V143L82 144V145H84L82 148H81V151H80V154H81V152L82 153H84V155H85V153H88L89 154V152L91 153V151H94V150H96V147H97V144H98V141H99ZM105 140H107V139H105ZM224 141V140H226L227 141V143L226 144H228V142H229V144L228 145H226V146H224L225 148L223 149V150H221L220 149V151H218V148H219V145L221 144V143H218V142H221V141ZM233 140H235V141H233ZM35 141H37V140H35ZM46 141V140H45ZM54 141V142H53ZM140 141H139V143H140ZM150 141V142H149ZM171 141V142H172ZM226 141H224V142H226ZM38 142V141H37ZM36 142V143H37ZM51 142V141H50ZM63 142V143H64ZM67 142V141H66ZM99 142H101V141H99ZM114 142V141H113ZM129 142H131V143H129ZM187 142V143H186ZM257 142V141H256ZM34 143V142H33ZM45 143V142H44ZM52 143H51V145H52ZM47 144H49V141H47ZM53 144V145H54ZM62 144V143H61ZM65 144V143H64ZM150 144V145H151ZM167 144H168V147H167ZM177 144V143H176ZM219 144V145H218ZM240 144V143H239ZM258 144H260V143H258ZM261 144H262V141H261ZM50 145V144H49ZM53 145H52V147H53ZM103 145V144H102ZM119 145V144H118ZM218 145V146H217ZM223 145V144H222ZM264 145V143L262 144V146ZM30 146V145H29ZM56 146V145H55ZM116 146V145H115ZM218 148H217V147ZM221 146V145H220ZM6 147V146H5ZM59 147H61V145H59ZM59 147H57V148H59ZM102 147V146H101ZM105 147V146H104ZM121 147V146H120ZM164 147V146H163ZM177 147V148H176ZM13 148V147H12ZM15 148V147H14ZM56 148V147H55ZM54 148V149H55ZM62 148V147H61ZM125 149H126V147H124ZM129 148H131V146H129ZM128 147H127V149L128 150H130ZM151 148V149H150ZM215 148H217V149H215ZM7 149V148H6ZM16 149V148H15ZM53 149V148H52ZM133 149V148H132ZM153 149H152V151H153ZM8 150V149H7ZM10 150V149H9ZM38 150V149H37ZM134 150V152H136ZM238 150V154H237V151ZM240 150H242V149H240ZM264 150V149H263ZM137 151V152H138ZM151 151V152H152ZM186 151H187V154H186ZM61 152V151H60ZM236 152V153H235ZM57 153V152H56ZM122 153H124V152H122ZM233 153H235V154H237L235 157H236V162L234 163L235 164V166L233 165V167H217V166H215V165H217V164H219V163H221L226 157H228V155L230 156V155H233ZM79 154V153H78ZM79 154V155H80ZM125 154V153H124ZM234 154V155H235ZM251 154V153H250ZM63 155V154H62ZM82 155V154H81ZM80 155V156H81ZM90 155V154H89ZM143 155H142V157H143ZM165 156V153L164 154H161L160 155V157L161 156ZM244 155H245V153H244ZM11 156V155H10ZM24 157H25V155H23ZM78 156V155H77ZM117 156V155H116ZM173 156V157H172ZM30 157V156H29ZM72 157V156H71ZM107 157V156H106ZM138 157H140V160H138L137 161V159H138ZM154 157V158H153ZM159 157V158H160ZM188 157V158H187ZM1 158V157H0ZM16 158V157H15ZM51 158H53V157H51ZM50 158V159H51ZM55 158V157H54ZM54 158L51 160V161H54ZM62 158V157H61ZM73 158V157H72ZM72 158H68V162H69V160H71ZM75 158H77L76 156H74V158H73V161H70V163H73V162H75V161H77V160H75L74 161V159ZM125 157L123 158V160L124 159H126ZM59 159V158H58ZM62 159H64V158H62ZM78 159V158H77ZM80 159V158H79ZM133 159H132V162H133ZM169 159V160H170ZM179 159V160H178ZM30 160V159H29ZM45 160V159H44ZM47 160V159H46ZM45 160V161H46ZM49 160V159H48ZM112 160V159H111ZM113 160H115V159H113ZM178 160V161H177ZM234 160V159H233ZM5 161V160H4ZM35 161H38V159H36ZM51 161H49V163L51 162ZM79 161V160H78ZM104 161H106L105 159H104ZM147 161V162H148ZM240 161H241V163H240ZM26 162V163H25ZM24 163H25V165L28 167H30V165H31V163H29V161H28V163H27V161H25ZM31 162V161H30ZM44 162V161H43ZM47 162V161H46ZM67 162V163H68ZM152 162V161H151ZM178 162V163H177ZM249 162H252V163H249ZM259 162H260V160H259ZM261 162H263V164H264V160L263 161H261ZM1 163V162H0ZM33 160H32V166H33ZM36 163V162H35ZM41 163V162H40ZM70 163H68V164H70ZM169 163V165H171ZM201 163H204L205 164V166H201ZM217 163V164H216ZM230 163V162H229ZM242 163L245 165V163H246V166H244V167H242V169L240 170L239 168H241V166H238V164H240V165H242ZM248 163V164H247ZM30 164V165H29ZM43 164V163H42ZM45 164V163H44ZM67 164V165H68ZM79 164V163H78ZM77 164V165H78ZM106 164V163H105ZM157 164V166H159ZM200 164V167H201V169H202V171L199 169V171H201V172H194L195 171V169H194V171H192L193 170V166H198ZM226 164V163H225ZM262 164V163H261ZM262 164V166H260V164L258 163L257 165L258 166H260L261 168H264V165ZM24 165V164H23ZM38 165V164H37ZM46 165V164H45ZM82 165V164H81ZM88 165V164H87ZM92 165V164H91ZM100 165H102V164H100ZM104 165V164H103ZM102 165V166H103ZM112 165H115V164H112ZM136 165L138 166V167H136ZM153 165H151L150 166V169L152 168V166ZM175 165V166H176ZM203 165V164H202ZM211 165H213V166H211ZM222 165V164H221ZM237 165V166H236ZM25 166V167H26ZM69 166V165H68ZM84 166V165H83ZM82 166V167H83ZM89 166V165H88ZM102 166H98L97 164H95V166H91V167H88L89 169L87 170V168L85 169V167H84V169L87 171V172H90V170L92 171V172H90L88 175H89V177H93V179H94V177L96 176V177H98L97 175H99V173H98V171L100 170L99 168L100 167H102ZM142 166V167H143ZM243 166V165H242ZM257 166V167H258ZM26 167V168H27ZM28 167V169H30ZM48 167V166H47ZM79 167V166H78ZM77 167V168H78ZM81 167V166H80ZM97 167H99V168H97ZM105 167H108V166H106L105 165ZM120 167H121V169H120ZM128 167V168H127ZM134 167V166H133ZM133 167H130V168H133ZM148 167V168H147ZM185 167H186V169L187 168H190V169H192L191 171L192 172H194V173H191V171L189 172V173H191V174H189L188 175V172L187 171H185L184 172V169H185ZM256 167V168H257ZM45 168V167H44ZM69 168V167H68ZM103 168L104 167H102V169H101V171L103 170ZM167 168V169H166ZM195 168V167H194ZM199 168V167H198ZM27 169V170H28ZM36 169V168H35ZM67 169V168H66ZM70 169V168H69ZM72 169V168H71ZM79 169V168H78ZM81 169V168H80ZM99 169V170H98ZM223 169V170H222ZM225 169H226V171H228V172H226L225 171ZM253 169H255V167L253 168ZM250 170V172L252 171V172H254V170ZM259 169V168H258ZM25 169H23V171H24ZM74 170V169H73ZM83 170V169H82ZM105 170V169H104ZM109 172H108V174L110 173V170L109 169H107ZM107 170H105L103 173H101V176L99 175V177H102L103 176V179H104V177L106 176V174H104V173H107ZM113 170H111V172H113ZM133 169H131V171H132ZM151 170H153V169H151ZM257 170V169H256ZM261 171H263V169H260ZM260 170H258V171H260ZM33 171V170H32ZM36 171V170H35ZM68 171V170H67ZM71 171V170H70ZM78 171V170H77ZM80 171V170H79ZM130 171V172H131ZM144 171V170H143ZM150 171V170H149ZM169 171H167L168 173H170ZM225 171V172H224ZM260 171V172H261ZM18 172V171H17ZM133 172V171H132ZM165 172H164V174H165ZM247 172V173H246ZM256 172V174L257 173H259V172H257V171H255ZM254 172V173H255ZM28 173V172H27ZM31 173V172H30ZM124 173V172H123ZM134 173V174H135ZM147 173V176L149 175V173L148 172H145L144 174H146ZM263 173V172H262ZM70 174V173H69ZM72 174V173H71ZM90 174L92 175V176H90ZM105 176H104V175ZM133 174V173H132ZM139 174V175H138ZM261 174V173H260ZM122 175V174H121ZM124 175V174H123ZM126 175H128V176H126ZM175 175V176H174ZM69 176V175H68ZM75 176V175H74ZM79 176V175H78ZM263 176V178L261 179V177ZM14 177V176H13ZM63 177V176H62ZM67 177V176H66ZM71 177V176H70ZM108 177V175L105 177L106 179L107 178H109ZM123 177V176H122ZM58 178V177H57ZM78 178V177H77ZM223 178H225L226 179V181H227V183L226 182H224V181H221V180H223ZM49 179V178H48ZM102 179V180H103ZM110 179H109V183H108V181H107V183H106V181H105V183H103V181H102V185L103 184H110ZM130 181H132L133 182V179L132 178H128ZM169 179V180H168ZM177 179V180H176ZM70 180V181H71ZM99 180V179H98ZM97 180V181H98ZM105 180V179H104ZM119 180H123V185H122V188H120V192H122V194L124 195H122L123 197H120V198H122V199H120L119 198V194H121V193H118L119 192V185H121V184H119ZM127 180V179H126ZM159 180V181H160ZM14 181V180H13ZM27 181V180H26ZM41 181H42V179H41ZM77 181V180H76ZM95 181V180H94ZM16 182V181H15ZM14 182V183H15ZM46 182H48V181H46ZM93 182V181H92ZM127 182V181H126ZM130 183V184H133V183ZM146 182V183H145ZM161 182H162V180H161ZM230 182V183H229ZM97 183V182H96ZM114 183H116V186H114ZM121 183V182H120ZM50 184V183H49ZM118 184V185H117ZM143 184H149V187H147V186H144ZM200 184V185H199ZM28 185V184H27ZM48 185V184H47ZM98 185V184H97ZM23 186V185H22ZM70 186H72V185H70ZM69 186V187H70ZM101 186V185H100ZM107 186V187H106ZM31 187V186H30ZM48 187V186H47ZM75 187V186H74ZM77 187V186H76ZM92 187V186H91ZM104 187H106V189H104ZM114 187H115V189H114ZM116 187H117V189H116ZM14 188H15V186H14ZM92 188H94V187H92ZM97 188V187H96ZM70 190V191H68L67 193L65 192L66 190ZM78 189V188H77ZM81 189V188H80ZM16 190V189H15ZM74 190V189H73ZM76 190V189H75ZM87 190V191H86ZM85 190V192H88V190H89V194H90V190H91V193H93V191H95V190H93V189H89V188H87ZM201 190H203L202 191V193H203V195H204V197L206 198H204L205 200V204H203V205H201V206H198L199 204H200V202H201V200L199 199L201 196H203V195H201L202 193H201ZM22 191V190H21ZM35 191V190H34ZM37 191V190H36ZM42 190H40V192H41ZM46 191V190H45ZM51 191V190H50ZM49 191V192H50ZM63 191L66 193L65 195L63 194ZM78 191V190H77ZM30 192V191H29ZM31 192H33V191H31ZM81 192H84V189L81 191ZM195 192H197L198 194H199V197H198V200H200V202L198 203V201L194 198V197H196V195L195 194H197V193H195ZM18 193V192H17ZM37 192H35V194H36ZM39 193V192H38ZM37 193V194H38ZM54 193V192H53ZM54 193V194H55ZM56 193V194H57ZM201 193V194H200ZM40 194V193H39ZM63 194V195H62ZM74 194V193H73ZM79 194V193H78ZM77 194V195H78ZM101 194V193H100ZM125 194L127 195L126 197H125ZM198 194H197V196H198ZM76 195V194H75ZM81 195H83L82 193H81ZM95 195V194H94ZM161 196V197H163L164 198V200H163V198L161 199V201H159L158 200V198H156L155 199V197L156 196ZM167 195V196H166ZM192 195H194V196H192ZM36 196V195H35ZM56 196V195H55ZM72 196V195H71ZM74 196V195H73ZM107 196H109L108 198H107ZM190 196H192V198L190 197ZM24 197H25V195H24ZM34 197V196H33ZM79 197H77V199L79 198ZM88 197V198H87ZM102 197H103V195H102ZM35 198H37V196L35 197ZM41 198V197H40ZM39 198V199H40ZM55 198V197H54ZM90 198H92V197H90ZM189 198H191L192 200H196L197 202H195V200H194V203L197 205V206H192V205H190L193 201H191V199H190V203H189ZM202 198V197H201ZM203 198H202V201H203ZM34 200V198H31V200ZM76 199V198H75ZM26 200V199H25ZM99 200V199H98ZM188 200V201H187ZM22 201V200H21ZM39 201V200H38ZM93 201H94V199H93ZM159 201V202H158ZM28 202V201H27ZM99 202H100V200H99ZM172 202L174 203L175 202V204L177 203L178 204V207L177 206H175L174 204H172ZM188 202V203H187ZM39 203V202H38ZM42 203V202H41ZM53 203H52V205H53ZM86 203V204H85ZM193 203V204H194ZM202 203V202H201ZM35 204H36V200H35ZM176 204V205H177ZM44 205V206H43ZM50 205H51V203H50ZM50 205H48V206H50ZM172 205L173 206H175V209H174V207H173V209H170V208H172ZM29 206H30V204H29ZM34 206V205H33ZM32 206V207H33ZM47 206V207H48ZM35 207H36V205H35ZM23 208H24V206H23ZM25 209V208H24ZM31 209V208H30ZM29 209V210H30ZM37 210V211H36ZM169 210L171 211L172 210V212H169ZM182 210V211H181ZM46 211H50L49 213L48 212H46ZM174 211V212H173ZM32 212V211H31ZM48 213V214H47ZM191 213V214H190ZM31 214H29V216H30ZM39 215V214H38ZM26 217H28L27 215H26ZM38 217V216H37ZM31 219V218H30ZM38 219H39V217H38ZM37 219V220H38ZM28 220V219H27ZM25 222V221H24ZM23 222V223H24ZM37 222V221H36ZM166 222H168V224L170 223V224H172V226L174 225L175 227H176V229L174 228V230L175 231H173V230H171L169 233H167V229L166 228H168V227H170V226H168L167 224H166ZM31 223V222H30ZM27 224V223H26ZM26 224L24 225V226H26ZM36 224V223H35ZM166 224V225H165ZM169 224V225H170ZM55 225V226H54ZM166 226H168V227H166ZM173 226V227H174ZM30 227V226H29ZM40 227V226H39ZM166 227V228H165ZM172 227V228H173ZM28 228V227H27ZM35 228V227H34ZM37 228V227H36ZM172 228H170V229H172ZM167 230V231H164V230ZM39 230V229H38ZM37 230V231H38ZM47 230V231H46ZM173 231V232H172ZM46 233V234H47ZM167 233V234H166ZM42 234H41V236H42ZM45 233H44V235H46ZM48 234H50V233H48ZM75 234V235H76ZM43 235V236H44ZM47 236V235H46ZM79 236H78V238H79ZM38 237V236H37ZM51 237V236H50ZM71 237V238H70ZM77 237V236H76ZM41 238V237H40ZM49 238V237H48ZM39 239V238H38ZM50 239V238H49ZM48 239V240H49ZM77 239V238H76ZM80 239V238H79ZM12 240V239H11ZM21 240V239H20ZM42 240V239H41ZM40 240V241H41ZM73 240V239H72ZM76 241H78V240H76ZM8 242V241H7ZM12 242V241H11ZM25 242V241H24ZM23 242V243H24ZM51 242V241H50ZM18 243V242H17ZM23 243H20V244H23ZM73 243V242H72ZM71 243V244H72ZM51 244V243H50ZM76 246L75 244H72V246ZM51 246V245H50ZM78 247V246H77ZM53 249V248H52ZM24 250V249H23ZM175 251H177V253H178V255H174V252ZM179 251H180V253H179ZM54 252V251H53ZM22 254V253H21ZM82 254V253H81ZM250 254H252L254 257H251V255ZM23 255V256H22ZM21 256H22V259L24 260V262L25 263H28V257H27V255L25 254V253H23ZM68 255V254H67ZM76 255V254H75ZM82 255V256H83ZM66 255H64V257H65ZM74 256V255H73ZM67 258V257H66ZM75 259V258H74ZM74 259H72V261H74ZM81 259V260H82ZM77 260V259H76ZM90 260V259H89ZM64 260L62 259V257L60 258V263L62 262L63 264L64 263H66V262H63ZM66 261H68V260H66ZM69 262V261H68ZM77 262H78V260H77ZM82 262V263H83ZM74 263V262H73ZM75 263H76V261H75ZM79 263H81V262H79Z\"/></svg>",
  "mask_w": 264,
  "mask_h": 264
},
{
  "label": "rangeland",
  "instance_id": "obj_2",
  "mask_svg": "<svg viewBox=\"0 0 264 264\" xmlns=\"http://www.w3.org/2000/svg\"><path fill=\"white\" fill-rule=\"evenodd\" d=\"M7 1V2H6ZM0 0V3L2 4H0V14L1 13H3V11H4V13H3V16H2V14L0 15V17L1 18H3V19H1L0 18V35H2V36H0V264H63L62 262L60 263V258L62 257V259L64 260L63 262H66V263H64V264H85L86 263V261L88 262V261H91V259H92V257H91V253H86V254H84L83 255V253H84V251L82 252V248L79 246L80 244H78V242L80 243V242H82V240H85V239H82V237L84 236L83 234H82V237H81V235L79 236L78 234H81L80 232H78L76 235L75 234H72L71 235V237H72V239H69V243L66 245L67 247H64V252L63 253H61V257H59L58 255H57V253H56V248L54 249V245H52V242H54V240H56L57 239V237H56V235L58 236V232H59V228L57 229L56 227H53V229H48L50 232H48V233H50V234H48L47 232H43V234L42 233H40V231L42 230V228H41V224H39V222L41 221V219H40V216H41V213H39V211L36 213V212H34L35 211V209H37V210H39V208H41V206H42V204H44L45 205V203L46 204H48V205H50V203H51V205L50 206H48V205H46V208L48 209V210H51L50 209V207L51 206H53V211L52 212H55L56 211V208H54V201L53 202H51L52 200H54V199H56L57 198V196H59V194H61L62 192H59V193H55V190L53 191L52 189H51V187H52V184L53 183H51L50 182V179L52 178L53 180H56V179H59V178H63L64 179V176H65V178L67 179V180H69V178H73V180H69L68 182H71V184H69V186L70 185H72V186H68V189H70V190H72V191H70V190H66L65 192L67 193L68 191H70V193L68 192L67 194L63 191V194L65 195H67V196H65V197H67V198H69V199H71V200H79L80 199V197L79 196H84V193H86L87 194V196L89 197H92V198H88L89 200H87L86 199V203L88 204V203H90L89 205L91 206V205H93V206H95V205H98L99 203H101V200H102V198H104V200H106L105 199V197H106V195L104 196V193H105V190H103V189H101V188H103V186H105V185H113V183L112 182H114L113 180L115 179V177L117 176V174H118V176L120 175V177H116V179L117 178H120V179H124L125 181H124V184L125 183H127L128 184V182H129V185H130V187H132L134 184H135V182H137V179H139L138 177H140V180L142 179V175L141 176H136L135 178H136V181H135V178L133 179V177H131L130 175H133V176H135L136 175V173H137V168H135V164H140V165H142V164H144L143 162H146V163H148L149 164V161H150V166L151 165H153L154 164V162L156 161V159L158 158L159 160H161V158H163L162 159V163H160L161 161H159L158 159H157V162H155V163H160V165H162L163 164V162L167 159V158H169V157H167V155H171L170 153L175 149V148H173V147H171V146H174V145H172L171 143H173L174 141H172L173 140V138H174V140L176 139V141H178L177 140V138H178V136H179V138H180V141H182L183 139L185 140V141H187V142H189L188 140H187V138H189L191 135H192V133H187V134H191L190 136L189 135H187V134H185L186 136H182V134L184 135V133L186 132H183V131H181L180 130V128L179 129H177L176 128V126H177V123L178 122H180V121H182L181 120V118H180V116H184L182 119H185L186 118V116L185 115H187V116H189V112H190V110H192L191 108H189V107H192L193 105H191L190 106V102H189V100H190V98H188V99H185V101L187 100L188 101V104L186 103V102H184L183 100H184V98H187V97H189V95H191V93H188V92H191V91H193L194 89H196V88H194L193 89V87H195L194 86V84L195 83H200V85H198V86H201V87H199L200 88V92L202 91V93H201V95L203 94V96H206V97H204V99H207L206 100V102H205V100H204V102L205 103H207V102H210L212 105H214V104H216V102H217V105H214V106H212L214 109H212V108H209V110L210 109H212V111H213V114H212V112L210 111L209 113H204V115H206L207 116V120H209L208 118H212V119H216L217 117L218 118H221V115H222V117H223V119L225 118V120L222 122V125H223V123H225L226 122V124L228 123L227 121H229V122H231V124L229 123V125H231V127H228V124H227V128L229 129V134L231 133L232 135H229L230 137H229V141H232V139H235V137H234V135L235 136H237L238 135V133L240 134V132H238V131H240L241 129H242V132H243V135H242V137L244 136V134L247 132V134H246V136H244L241 140H239L240 142H238L237 143V146L235 147V149H239V151L241 152V154H239V155H237L239 152H238V150L236 151L237 152V154H235V153H233V155H228V157H226L221 163H219V164H217V165H215V166H217V167H233V165L235 166V160H236V155H237V158H238V156H241L242 155V157H244V156H247V155H253V154H255V152H258V149L260 148V146H261V149H262V152L264 151L263 149H264V145L262 146V144L264 143V139L262 140V138H263V131H264V127L260 130V128L262 127V124L264 123L262 120H264L262 117H264V105L263 104H260V103H258L257 102V104H254L253 102H252V100H251V91H249V89H250V87H252V88H254L255 90H256V88L258 89V91H257V93L260 95L261 94V96H262V94H263V98H264V55H262V54H260L259 52H257L256 51V49L255 48H253V46H254V44H252L254 41H255V34L252 32V29H253V27H252V25L255 23L254 21L255 20H253V16L251 17V19H250V17H247V18H245V16L243 17L242 16V11H241V13H240V7H241V2H243L242 0H228L230 3H225V6H227V5H229V12H228V14L230 15L231 14V16L229 17V15L227 14V16L229 17V19H227V21H229L228 23L231 25V27H230V25H227V28L229 27L230 28V30L228 29V31L230 32V33H233L234 31V36L233 35H231V34H227V35H229V36H226V37H222V34H220V33H216V31L214 30V29H212L211 28V26H205V24H204V26H205V28L203 27V29H204V31H203V29H202V32H205L206 31V34L205 33H203V34H205L204 36H208L209 37V40H208V43L207 44H205V46L204 47H202L200 44H198V42H197V48H198V50H200V47L199 46H201L202 48H201V52H199V51H197L198 52V54L199 53H202V54H199L198 56H200V55H204V57L203 56H200V61H199V64H202V67H203V65H204V67L206 68V69H204V67H203V71H202V74H203V72H204V74H206V76H207V74L208 75H210L211 73H210V71H208V67H211L210 65L212 64L213 65V67L212 68H214V65H215V68H216V70H217V66H218V72H221L220 71V68H222V69H227V71H225V72H228V70H229V74H232V75H229L230 76V78L232 77V76H234V77H232L233 79H231L232 80V83H233V85H232V83L231 84H229L228 83V85L229 86H227V87H225V86H223V85H219L220 84V82L219 81H217V83H218V85H216V83H215V81L214 80H216L215 79V77L212 75L211 76V78H210V76L208 77V79H207V77L205 76V80H208L207 82L205 81V80H201V76H199V75H201L200 73H198V69H195V71H197V72H195L194 73V70L192 69V68H190V66L189 67H187V66H185V68H187V70H189V72L190 71H192V72H190L189 73V76H188V71L187 72H185V68H184V66H183V64L182 63H179V61L178 60H174V61H172V59H171V61H172V63L174 62V63H176V61H177V63L178 64H175V69H177L178 67V69H177V71L176 72H179V70H181V69H185V70H183V72H185L186 74V76L188 77H186L184 74H183V72H182V70L179 72L181 75H182V77H181V75H177V77H179L178 79H179V81L177 80V84H174V86H177L176 88L177 89H179L180 90V87H181V89H184L185 91H187V93L189 94V95H187L185 92H184V90H183V92H184V94L185 95H187L186 97H185V95H183V93H181L182 92V90L181 91H179V90H177L179 93H180V96L182 95V97H180V99L181 100H179L178 102L177 101H175V100H171V102L170 103H168L169 105H166L167 104V102L165 101V103H164V100L166 99V100H168L170 97H169V95L171 94V98L170 99H173V94L172 93H174L173 91H176L175 89H174V87H170L169 89H170V91H169V89L167 90L168 91V94H167V98H165V99H163V101L162 100H160L161 99V97L159 96V97H157V95H156V97L155 96H153V95H155L154 94V90L155 89H157V88H155V86L156 85H158V88H162V87H160L159 86V84L160 83H163V86H165L164 84H165V82H162V81H166L165 79V74H164V71H163V74L164 75H162V70H160V71H157V73H155L154 74V78H160L161 79V82L159 81L158 82V80H160V79H158L157 80V83H156V85H152V87L151 88H155V89H153V92H152V90H151V88L149 87V85H151L152 83H151V81L148 79V77L151 75V74H149L146 70L143 72L142 70H144V67L143 66H145L144 64H143V66L142 65H140L139 63L140 62H138L137 63V59L135 58H133L134 57V55H132V54H130V55H132L131 57L130 56H127V54L129 55V52H127V54H125V53H123V54H121V55H123L122 57L123 58H125L126 56H127V58H125L124 60H122V57L120 58L119 56H120V50L116 47V45L113 47V46H111L112 47V54H117V53H119V54H117L116 56H118V57H115L114 55V57H115V59L114 60H116L117 58H119V61L120 60H122L123 62H126V61H128L129 59H130V61L129 62H131V58H132V63H130V64H137V66H136V64H135V66L136 67H134V66H132V68L130 69L129 68V66H131V65H127L129 62H127L126 64L124 63L123 65H127L126 66V69L128 70V71H130V72H128L126 69H125V72L127 71L128 73H131V71H133V69H135V70H137V69H139L140 67L142 68L141 70L139 69V72H137V71H133L134 73H136L138 76H141V72H142V74H144V75H146L145 73H148L147 74V77L146 76H142L144 79H145V77L147 78V80H143V81H145L146 82V87H147V89L148 90H145V91H150L149 92V94H148V96H146L147 94L144 92V89H146V87H144V89H143V85H145L144 83L145 82H143V85L142 86H140V84L139 83H141L142 84V82H141V80L143 79L142 77V79H140V77H139V79H137V80H135L136 78H138L137 77V75H133L132 73L129 75V77L128 78H133L134 80H135V82H136V85H134L135 84V82H133V79H132V82L134 83H132V82H128L126 79H124V83H129L128 85L127 84H125V86H124V84H123V80L121 81V79H120V82H121V84L119 83L118 84V86L117 85H115V86H113V85H110V84H108L109 82H106L105 80H104V76H105V74H108L107 73V71H108V68H102V67H105V66H107V67H109V65H110V63H108V61L109 62H112V60H110L113 56L111 55V53L109 54V52H107V51H111V50H107L106 51V53H108V55H109V57L107 56V57H105L104 55H106V54H104V52L102 51V50H104V49H101L100 50V48L99 47H102V48H109V46L107 47V44H106V46L104 45L105 43H107L108 42V45H111V43L109 42L110 40H108V38H107V40L106 39H103V40H105L104 42H103V40L101 39L100 40V38H98V33H96V24H95V27H94V23H96V21H97V19L95 18V21H94V19L92 20V23H91V33L89 34V35H97L96 37L94 36V38H95V40H94V38H93V40L95 41V43L94 42H92V43H90L89 44V42L92 40V38H90V40H89V42H88V40L86 41V43L83 45L82 44V47H83V50L87 47V46H85L87 43L89 44L88 45V48H92V49H89L88 50V48L86 49V50H84V52L82 51V47H80L81 46V44L79 45V43H72V44H74L75 46H76V49L77 50H79V48L77 47V46H79L80 47V49H81V51L83 52H81L82 54H83V56H81L82 54L80 53V59L77 57V55H76V57H75V60H76V62L78 61V65L76 64V62L74 61V66H73V68L74 67H76V65H77V69H73V68H71V69H73V70H65V68H66V66H65V64L67 63L66 61L67 60H69V54H70V52L71 53H73L72 51H73V49L75 48L74 46L73 47H69L68 46V49H69V52L66 50L67 49V47L65 48V50H66V52H68L67 54H66V52L64 51V49H62L61 51H63V52H61L60 50L57 52V57H61V55H64L65 56V58L63 57V58H61L62 60V63L60 62H58V64L59 65H55V64H57V61H59L58 59L56 60V58H55V61H54V57H56V55H54V56H52L51 54L49 55V53H48V55L51 57L52 56V58L50 59L49 58V56L47 57V56H45L46 55V53L45 52H42L41 50H39V48L37 49V47L35 46V45H37V43L39 42L38 41V37L36 36V35H38L39 33H40V31H38L39 29L40 30H42L41 28L44 26V27H46L45 25L47 24V25H49V23H50V20H48V21H46L47 19H48V17L50 16V15H48V12H49V14L51 13V10L53 9V7L54 6H56L57 4V2H56V0H44L45 2H40V0H39V2H40V5H39V3H38V5L39 6H37V0L35 1V0H33L34 2H32V0H19V3L18 4H20V5H18L17 3V6H18V8H17V6L15 5V3H14V1L15 0ZM49 1V2H48ZM109 2L110 1H112V0H108ZM201 1V0H200ZM227 1V0H226ZM4 4H3V3ZM32 2V3H31ZM103 2H105V4H106V0H104ZM103 2H102V4L100 3V5L97 7V9H99V8H102L101 9V14H103L102 12H104L103 11V7H105L106 9L108 8L107 6L108 5H110V3L109 4H104L103 5ZM202 2V1H201ZM258 2V1H257ZM14 3V4H13ZM30 3H31V5H30ZM45 3V4H44ZM52 3H54L53 4V6L51 5ZM13 4V5H12ZM35 4H36V7H35ZM56 4V5H55ZM112 4V3H111ZM8 5V6H7ZM16 6V7H13V6ZM29 5H30V7H29ZM43 5L44 6H46V7H48V8H46V7H44L43 8ZM51 5V6H50ZM103 5V6H102ZM34 6V7H33ZM101 6V7H100ZM32 7V8H31ZM37 7H38V9H37ZM109 7H111V5L109 6ZM12 8H13V10H12ZM16 10H15V9ZM41 9V11H40V9ZM52 8V9H51ZM260 7L257 5L256 6V9H257V12H259L260 11V9H259ZM18 9V10H17ZM29 9V10H28ZM36 9V11H34ZM46 9V10H45ZM105 9V12L108 10H106ZM146 9V10H145ZM227 9H228V6H227ZM259 9V10H258ZM5 10H6V13H5ZM11 10L13 11V12H11ZM43 10V11H42ZM49 10V11H48ZM140 10H141V8L139 9V11H138V9L137 10H135L137 13H135L134 15H138V12H140ZM143 11L145 10L146 12L148 11V9L147 8H144V9H142ZM142 10H141V12L139 13V15L141 16H146L148 13H146V12H144V14L142 13ZM10 13H9V12ZM100 11V10H99ZM99 11H97L96 9H95V13H97L98 14V12ZM134 11V10H133ZM132 11V12H133ZM134 11V12H135ZM228 11V10H227ZM226 11V12H227ZM34 12H35V15H34ZM105 12H104V16H105ZM257 12H255V13H257ZM9 13V14H8ZM107 13V12H106ZM15 14V16L16 17H14L13 15ZM241 14V15H240ZM107 15V14H106ZM149 15V14H148ZM11 16H13V17H11ZM11 17V18H10ZM19 19H18V18ZM107 17H109L108 19H107V23H108V26H112L111 25V22L113 21V22H115L114 20H112L111 21V19L110 18H112V17H110L109 15L108 16H106V18ZM227 17V18H228ZM5 18V19H4ZM17 18V19H16ZM35 18V19H34ZM242 18V19H241ZM243 18H245V21H244V19ZM10 19V20H9ZM13 19H15L14 20V22H13ZM33 19V20H32ZM4 20H5V22H4ZM8 20H9V22H8ZM21 20V21H20ZM32 20V21H31ZM111 22H110V21ZM147 19H146V17H145V19H144V22H147V24L149 23L148 21H146ZM242 20H243V22H242ZM250 20V21H249ZM12 21V22H11ZM29 21V22H28ZM7 22V24H5ZM19 22H20V25H19ZM46 23L45 25H43L44 23ZM113 22H112V24H113ZM109 23H110V25H109ZM5 24V25H4ZM8 24H10L9 26H8ZM12 24H13V26H14V28L16 29H14L13 27H12ZM16 24V25H15ZM146 24V25H147ZM133 25V24H132ZM6 26V27H5ZM20 26H21V30L20 29H18V28H20ZM28 26V27H27ZM30 26V27H29ZM134 26V25H133ZM133 26H132V28H133ZM135 26H137L136 24H135ZM12 27V28H11ZM39 27V28H38ZM92 27H94V29L92 28ZM210 27V28H209ZM9 30H8V29ZM25 28V29H24ZM131 28V30H129V33L127 32L126 34L128 35V34H131V35H129L128 37H127V35H125L126 37H125V39L126 38H128V39H126V42H128L127 40H129V42H130V40H132V38L131 37H134L135 38V40L136 39H139V38H136L135 36H137L138 35V33H136V30H137V28L135 27V28H133L132 29ZM206 28H209L208 30L206 29ZM247 28V29H246ZM4 29V30H3ZM13 29V30H12ZM93 29V30H92ZM130 29V28H129ZM136 29V30H135ZM7 30H8V32H7ZM12 30V31H11ZM18 30V31H17ZM19 30H20V32H19ZM95 30V31H94ZM134 31V33H133V35H132V33H130V31ZM212 30H214V31H212ZM95 32V33H93V32ZM209 31V32H208ZM210 31H211V33H210ZM231 31H233V32H231ZM245 31V32H244ZM214 32V33H213ZM5 33H7V35L5 34ZM9 33V34H8ZM14 33V34H13ZM5 34V35H4ZM123 34H125V32L123 33ZM209 34V35H208ZM242 34H244V35H242ZM253 34V35H252ZM11 35H12V37H11ZM92 35H91V37H92ZM230 35H231V37L233 38H231L230 37ZM6 36V37H5ZM206 36V37H207ZM223 36H225V35H223ZM244 36H246V37H244ZM253 36V37H252ZM10 37V38H9ZM35 37H36V39L37 40H35ZM100 37V36H99ZM227 37L229 38V39H227ZM235 37V38H234ZM12 38H13V40H12ZM98 38V39H97ZM134 38H133V40H134ZM202 38H203V36H202ZM223 38V39H222ZM230 38H231V40H230ZM11 39V40H10ZM18 39V40H17ZM25 40V42H24V40ZM204 39V38H203ZM208 39V38H207ZM225 39V40H224ZM2 40V41H1ZM20 40H22V41H20ZM92 40V41H93ZM96 40H97V42H96ZM99 40V41H98ZM28 41H30V42H28ZM34 43V41H35V43H34V45H32V42ZM36 41H38V42H36ZM107 41V42H106ZM204 41L206 42V38L204 39ZM103 43L102 45L103 46H99V45H97V44H100L101 45V43ZM127 43L128 45L129 44H131V43ZM135 42H137V40L136 41H134V43ZM203 41L201 40V42H199V43H202ZM204 42V43H205ZM226 44H225V43ZM232 42V43H231ZM97 43V44H96ZM134 43L132 42V45L134 46H131V45H129L128 47H130L131 49H134L135 48V45H136V43H135V45H134ZM229 43H231L232 44V46H231V44H229ZM4 44V45H3ZM17 44V45H16ZM27 44V45H26ZM31 44V45H30ZM71 44V45H72ZM77 44V45H76ZM227 44H229V45H227ZM22 45V46H21ZM29 45H30V49L28 48L29 47ZM70 45V46H71ZM91 45V46H90ZM113 45V44H112ZM199 45V46H198ZM235 46V47H234ZM7 50V51H5V49ZM9 47V48H8ZM21 47V48H20ZM34 47H36V48H34ZM133 47V48H132ZM26 48V49H25ZM32 48V49H31ZM34 48V49H33ZM72 48V49H71ZM114 48H116V49H114ZM196 48V49H197ZM204 48V49H203ZM4 49V50H3ZM36 49H37V51H36ZM76 49H74V50H76ZM117 49H118V52H117ZM202 49H203V51H202ZM229 49V50H228ZM72 50V51H71ZM92 50H94V51H92ZM115 52H114V51ZM206 50V51H205ZM236 50V51H235ZM11 51H13V52H11ZM39 51L40 52H42V54H44L45 53V55H40V53H39ZM80 51V50H79ZM105 51V50H104ZM161 51H162V53H161ZM234 51V52H233ZM6 52V53H5ZM35 52V53H34ZM39 54H38V53ZM78 52V51H77ZM165 51L164 50H160V52L158 51L157 52V54L158 55H160L161 56V54L163 55V53H164ZM205 52L206 53H208V55H207V59H206V61H205V63L203 62L202 63V60H203V58L205 59L206 58V56H205ZM231 54V55H229V53ZM8 53V54H7ZM60 53H62L61 55H59ZM79 53V52H78ZM227 53V54H226ZM233 53H236V54H234V55H232ZM256 53V54H255ZM66 54V55H65ZM104 54V55H103ZM124 54H125V57H124ZM2 55V56H1ZM59 55V56H58ZM67 55H69V56H67ZM111 55V56H110ZM165 55H167V53L165 54ZM164 55V56H165ZM12 56V57H11ZM45 56V57H44ZM164 56L163 57H160L161 59L162 58H164ZM209 56H210V58H209ZM231 56V57H230ZM261 56V57H260ZM5 57V58H4ZM9 57V58H8ZM44 58V60H43V58ZM68 57V58H67ZM82 57V58H81ZM101 57H103V58H101ZM113 57V58H114ZM232 58V60L230 59V61H232V63L229 61V59L228 58ZM236 57H237V60H236ZM259 57V58H258ZM38 58H40V59H38ZM45 58H47V60H46V62H45ZM48 58H49V60H48ZM67 58V59H66ZM101 58V59H100ZM107 59V58H109V60L107 61V60H105V59ZM129 58V59H128ZM7 59H8V61H7ZM21 59V60H20ZM64 59H66V61L64 60ZM127 59V60H126ZM210 59H212V60H210ZM261 59V60H260ZM11 60V61H10ZM42 60V62H40ZM82 61V63H81V61ZM102 60H103V63H101L102 62ZM108 63H105L106 65H102V64H104V62L105 61ZM126 60V61H125ZM133 60H136V62H133ZM163 60V59H162ZM207 60H209V61H207ZM233 60L235 61V62H233ZM258 60V61H257ZM20 61V62H19ZM49 61H51L50 63H49ZM99 61H101V62H99ZM118 61V60H117ZM118 61V62H119ZM168 61H170V58L168 59ZM204 61V60H203ZM11 62V63H10ZM54 64H53V63ZM66 62V63H65ZM81 64H80V63ZM122 62V63H123ZM206 62H209L210 63V65H209V63H206ZM19 64V66L17 65V64ZM46 63V64H45ZM87 63V64H86ZM101 63V64H100ZM258 63V64H257ZM33 64V65H32ZM48 64V65H47ZM61 64H63V65H61ZM80 64V65H79ZM85 64H86V66H85ZM179 64L181 65V66H179ZM205 64H208V65H205ZM16 65V66H15ZM61 65V66H60ZM82 65H84V66H82ZM102 65V66H101ZM119 65L120 66H122L123 67V65H121V61H120V63H119ZM173 66H174V64H172ZM18 66V67H17ZM21 66V67H20ZM27 66V67H26ZM56 66H58L57 68H56ZM62 66H65V68L63 67V69H61L62 68ZM79 66V67H78ZM82 66V67H81ZM119 66V68H120V70H122L121 69V67ZM178 66V67H177ZM183 66V67H182ZM200 66V65H199ZM13 67H15L14 69H13ZM26 67V68H25ZM39 67V68H38ZM138 67V68H137ZM146 67V66H145ZM177 67V68H176ZM180 67H182L181 69H180ZM34 68V69H33ZM37 68V69H36ZM68 68V67H67ZM200 68H201V66H200ZM15 69H17V70H15ZM70 69V68H69ZM106 69V70H105ZM110 69V68H109ZM146 69V68H145ZM221 69V70H222ZM8 70H9V72H8ZM11 70V71H10ZM20 70H22V71H20ZM28 70V71H27ZM37 70V71H36ZM103 70H105V71H103ZM120 70H118V71H120ZM124 70V69H123ZM200 70L201 69H199V72H200ZM230 70H231V72H230ZM14 71V72H13ZM24 72V73H20V72ZM34 71H35V73H34ZM141 71V72H140ZM224 71V70H223ZM222 71V72H223ZM63 72V73H62ZM75 72V73H74ZM126 72V73H127ZM9 73V74H8ZM60 73V74H59ZM65 73V74H64ZM67 73V74H66ZM102 73H104V76L102 75ZM122 72L120 71V74H121ZM192 73H194V77H197V75H196V73H198V76L199 77H197L195 80H193V77H192ZM210 73V74H209ZM246 73V74H245ZM251 75L250 77H249V74ZM71 74V75H70ZM140 74V75H139ZM248 74V75H247ZM74 75V76H73ZM122 75H124V77L126 78V74H124V71H123V73L121 74V75H119L120 77H122ZM131 75H133L132 77H131ZM149 75V76H148ZM158 75V76H157ZM162 75V76H161ZM255 75H256V77L258 78V79H256L255 78ZM60 76V77H59ZM62 76V77H61ZM103 76V77H102ZM157 76V77H156ZM160 76V77H159ZM203 76V77H204ZM252 76H254V79H253V81L255 82H253L252 81ZM66 77V78H65ZM68 77H69V79H68ZM71 77V78H70ZM101 77V78H100ZM136 77V78H135ZM151 77V79H153V80H155L154 78H152L153 76H150ZM161 77H164V80H162V78ZM180 77H181V79L183 78V79H185L184 81L185 82H187L188 80H189V83H184V82H181L180 83V86H178V84H179V82L181 81L180 80ZM202 77V78H203ZM212 77H214V78H212ZM242 77V78H241ZM247 77V78H246ZM44 78H46V79H44ZM74 78V79H73ZM99 78V79H98ZM117 78H119L118 76L117 77H115V79H114V81L112 80V82H115L114 84H116V81H117V83H118V79ZM123 78V77H122ZM188 80H187V79ZM192 78V79H191ZM198 78H200V79H198ZM65 80L66 81V79H67V81L65 82V81H63V80ZM100 79H101V81H100ZM103 79V80H102ZM117 79V80H116ZM199 81H198V80ZM211 79V80H210ZM214 79V80H213ZM235 79H237V81L235 80ZM250 79V80H249ZM49 80V81H48ZM51 80V81H50ZM72 80V81H71ZM73 80H75V81H73ZM125 80H126V82H125ZM129 80H131V79H129ZM190 80H192V81H196L194 84L192 83V81H190ZM214 82H213V81ZM233 80H235V81H233ZM257 80V81H256ZM259 80V81H258ZM21 81V82H20ZM55 83H54V82ZM61 81H63V83L61 82ZM69 81H70V83H69ZM95 81H99V82H101V83H103L104 81V83L103 84H107V87L105 88V87H103L104 85L103 84H99L98 85V83H96L95 84ZM137 81H138V83H137ZM140 81V82H139ZM150 81V83H147V82H149ZM183 81V80H182ZM252 81V82H251ZM34 82V83H33ZM44 82V83H43ZM57 82V83H56ZM58 82L62 85H59L58 84ZM153 83H155V81H152ZM167 82V81H166ZM203 83V86H202V83ZM234 82H235V85H234ZM47 83V84H46ZM111 83V82H110ZM159 83V84H158ZM183 83L185 84V85H183ZM191 83V84H190ZM215 83V85H213ZM246 83V84H245ZM251 83H253V84H251ZM257 83V84H256ZM259 83V84H258ZM50 84V85H49ZM58 84L59 86H57L56 87V85ZM95 84V85H94ZM113 84V83H112ZM123 84V85H122ZM132 84V87L134 88V93L136 94V98H135V100H134V97L132 96L131 97V100H128V99H130V96L132 95V92H133V89H132V87H130V85ZM137 84L139 85V88H138V86H137ZM187 84V85H186ZM193 84V85H192ZM206 84V85H205ZM239 84V85H238ZM249 84H251L250 86H248ZM255 84V85H254ZM94 85V86H93ZM102 85V86H101ZM109 85L110 86H113V87H109ZM137 87L136 89H135V87ZM196 85V84H195ZM231 85V86H230ZM237 85V86H236ZM98 86L100 87L101 86V89H103V88H105V91L104 90H102V92L103 93H107V96L105 95H102L100 92H97V91H95L96 90V88H98ZM127 86H129V87H127ZM161 86H162V84H161ZM217 87V89H215V87ZM221 86H223L222 87V90H223V92L224 91H226L227 90V88L228 87H230V91H229V88H228V91L229 92H231L232 93V91H231V88H232V90H233V92L235 93V95L236 96H238V97H236V96H234V93H233V98H235L236 99V101H235V99H232V97L231 98H228L227 100L229 101H231V99L233 100L232 102H229V103H227L228 101L226 100V98L227 97H225V96H227V94H226V92L225 93H223L222 94V90L220 91V89H221ZM234 86H236V87H234ZM247 86V87H246ZM49 87V88H48ZM52 87V88H51ZM56 87V88H55ZM60 89H59V88ZM94 89H93V88ZM103 87V88H102ZM114 87H116V88H122V90L119 88V90L118 89H114ZM142 87V88H141ZM185 87V88H184ZM260 87V88H259ZM70 88V89H69ZM143 89V93L140 91L141 89ZM207 90H206V89ZM220 88V89H219ZM226 88V90H224ZM262 88V89H261ZM63 89V90H62ZM64 89H65V92H64ZM72 89V90H71ZM100 89V88H99ZM109 90V91H113V95L112 94H110L109 93V91H107V90ZM111 89H113V90H111ZM130 89H131V93L129 92L130 91ZM173 89V91L171 92V90ZM192 89V90H191ZM213 89H214V92H212L213 91ZM237 89V90H236ZM239 89V90H238ZM260 89L262 90V91H260ZM59 90V91H58ZM61 90V91H60ZM96 92H94V91ZM197 90V89H196ZM216 90V91H215ZM236 90V91H235ZM251 90V89H250ZM52 91V92H51ZM70 93L71 92V94H69V95H72L73 96V100H75L76 102L80 99V101H78V103H76L75 101H73V100H71V98L69 99V97H71V96H69L68 97V93ZM74 91V92H73ZM136 91L139 93V92H141V93H139V95H138V93H136ZM209 91V92H208ZM220 91V92H219ZM4 92H5V94H4ZM25 92V93H24ZM59 92H61L62 93V95H66L65 96V99H64V96H62V95H59V94H61V93H59ZM78 94H77V93ZM117 94H116V93ZM119 92V93H118ZM152 92V93H151ZM171 92V93H170ZM194 93H195V91H193ZM248 92V93H247ZM47 93V94H46ZM59 93V94H58ZM64 93V94H63ZM65 93H67V94H65ZM97 93H99L100 94V96H99V94L97 95ZM109 93V94H108ZM121 93V94H120ZM130 93V94H129ZM152 95H151V94ZM170 93V94H169ZM216 93V95L217 96H215L214 94ZM221 94V95H219L218 96V94ZM57 94H58V96H57ZM80 94H81V96H80ZM87 94V95H86ZM90 94H91V96L92 97H89L90 96ZM95 95V97H93L94 95ZM115 94H116V96H115ZM128 94V96H129V98L128 99H126L125 97H128V96H126ZM135 94H133V95H135ZM144 94H145V96H144ZM205 94V95H204ZM2 95H4V96H2ZM5 95H6V97H5ZM50 97H49V96ZM89 95V96H88ZM102 95V96H101ZM109 95V96H108ZM111 95V96H110ZM125 95V96H124ZM138 95V96H137ZM140 95H142L143 97H141ZM149 95L150 96H152V97H154V98H157V99H155V100H157L156 102L153 100L154 98H151V100H152V102L151 103H154L153 105H155L156 104V106L158 105V104H160L159 105V107L161 106V105H163V104H165V105H163L162 107V109L161 110H163V109H166V106H168V108L166 109L167 110V112L168 111H170L171 109H174V110H171L170 111V113L173 111V112H175L176 111V109H177V111L179 112V113H177V111H176V113H171V114H167L165 111L166 110H164V117H162V112L158 109L159 107L157 106H155V109H153L154 108V106H153V108H152V106H151V112L152 113H154V112H156L157 110H158V112L161 114V117L164 119H169L170 120V124H169V120H168V124L166 123L167 122V120H163L162 121V118H161V121L162 122H164L167 126L168 125H170L169 126V128L167 127V126H163V127H167V130L168 129H170V127H171V124L172 125H174V127L172 126V129L174 128V131H175V129H177V132H176V134H178L177 135V138H175V136H176V134H175V132L173 131L172 132V129H171V131H165V129L166 128H164V131H165V133L166 134H168V136H166V135H164V136H162L163 134L161 133V136H159L160 138L161 137H163L164 139H162V140H159V145H158V147H157V145L155 144V145H153V144H151V142L153 143H156L157 142V140H158V138L155 140H153L151 137H147V136H145V132L147 133V132H150V130L151 129H153L154 128V126L153 125H151V124H153V123H155L156 121V123H155V128H156V124H158V126H157V128L155 129L156 130V132H157V135L159 134L160 135V132L162 131V129H163V127H162V129L161 130H159V125H161L162 123H161V121L159 120L160 119V117H158L157 118V116H160V114L158 113V112H156V114L158 113L159 115H155L154 117H156L158 120H156V118H154L153 119V116H150L152 113L151 112H149V114H148V116H147V114H145V113H143V110H141L140 109V111H142V112H140V111H137V112H135L137 109H139V108H135L136 110L134 111V107L132 108V106H135L136 104L137 105H139V101H138V99H140L139 98V96L141 97V98H144V100L145 99H147L146 101H151V100H149L150 98H149ZM76 96V97H75ZM77 96H79V97H77ZM85 96H87V97H85ZM98 98H97V97ZM124 100H121V98ZM123 96V97H122ZM214 96V97H213ZM222 96H224L225 97V100L227 101H225L224 102V100H223V97ZM59 97V98H58ZM67 97V98H66ZM84 97V98H83ZM99 97H101V98H99ZM103 97V98H102ZM116 97H118V99L120 98V100H117V98ZM146 97H148V98H146ZM169 97V98H168ZM2 98V99H1ZM58 98V99H57ZM61 98H63L64 100V102L66 103V106H67V104H68V101L70 100V101H73L75 104H73V102H72V105H68V107H66L65 105H64V102L62 101V99ZM75 98V99H74ZM78 100H77V99ZM92 98V99H91ZM97 98V99H96ZM138 98V99H137ZM214 98V99H213ZM218 98V99H217ZM61 99V100H60ZM66 99H68V101L66 100ZM82 99H83V104L81 103L82 102ZM98 99H100V101L98 100ZM158 99H159V101H161L160 103H158L159 101H158ZM219 101H217V100ZM220 99H221V101H220ZM66 100V101H65ZM89 100H94L93 102L91 101V102H89ZM134 100V102H136L137 101V103H135V105H132L131 104V102ZM213 100V101H212ZM60 101V102H59ZM62 101V102H61ZM70 101H69V103H70ZM94 103L95 101H97L98 103H94L93 104V107L95 106V108H93V110H92V106L91 107H87V106H85V105H90L89 103ZM118 101V102H117ZM121 101H123L122 103H124V106H122V103H121ZM129 101H131L130 102V105H129ZM172 101L174 102L175 101V107H172V106H174V105H172L171 103H172ZM181 101H183L184 102V104H185V106H183L184 104H182L183 102H181ZM3 102V103H2ZM81 104H80V103ZM86 102V103H85ZM125 102H126V104L127 105H125ZM134 102H133V104H134ZM181 102V103H180ZM18 103V104H17ZM20 103H21V105H20ZM54 103V104H53ZM56 103V104H55ZM59 103H62V105L60 104L59 105ZM117 103H119L118 105H117ZM150 103V104H151ZM163 103V104H162ZM220 105H219V104ZM223 103V104H222ZM50 104V105H49ZM53 104V105H52ZM91 104V105H92ZM121 104V105H120ZM171 104V105H170ZM174 104V103H173ZM178 104H180V105H178ZM228 104V105H227ZM249 104V105H248ZM16 105H19V109H17V107H16ZM97 105V106H96ZM136 105V106H137ZM177 105H178V107H177ZM181 105L183 106V107H181ZM186 105H188L189 107H186ZM218 105H219V107H218ZM53 106H55V108L53 107ZM59 106V107H58ZM61 106V107H60ZM72 106V107H71ZM82 106H83V108H82ZM117 106V107H116ZM130 106H131V108H130ZM216 106H217V110H215L216 109ZM229 106V107H228ZM260 106V107H259ZM44 107V108H43ZM58 108V110H57V108ZM64 107H65V109H64ZM71 107V108H70ZM87 107V108H86ZM114 107V108H113ZM116 107V108H115ZM119 107H121V108H119ZM126 107V108H125ZM137 107H139V106H137ZM172 107V108H171ZM177 107V108H176ZM182 108L181 110H180V108ZM188 108L187 109V111H186V109H184L187 113L185 114V112L183 111V108ZM211 107V106H210ZM220 107H222L223 109H220ZM226 107V108H225ZM250 107V108H249ZM262 107V108H261ZM90 108H91V110H90ZM98 108V109H97ZM109 108V109H108ZM161 108V107H160ZM171 108V109H170ZM178 108H179V110H178ZM16 109V110H15ZM87 109L89 110L88 111V113L90 112V114H88V116L86 115V113H87ZM117 109H119V110H117ZM123 109H126V110H123ZM133 109V111H131ZM157 109V110H156ZM168 109H170V110H168ZM219 109V110H218ZM230 109V110H229ZM260 109V110H259ZM22 110V111H21ZM81 110V111H80ZM83 110V111H82ZM84 110H86V111H84ZM94 110H96V111H94ZM109 112H108V111ZM122 110V111H121ZM226 110V112H224ZM229 110V111H228ZM263 110V111H262ZM29 111V112H28ZM93 111V112H92ZM118 111V112H117ZM121 111V112H120ZM133 113V114H135V113H138V114H140V113H143L145 116H147V118H148V123L152 120V122H151V124L149 123V124H143V126H145V129L146 130H144V133L142 132L143 131V129H144V127L143 126H141L140 127V123H141V121L143 120H146L147 118L146 117H144V116H142V114L141 115H139L138 116V114H136V116L135 115H133V114H131V112ZM154 111V112H153ZM181 111H183V113L181 112ZM216 111H218V112H216ZM125 112V113H124ZM140 112V113H139ZM249 112V113H248ZM253 112V113H252ZM262 112V114H260ZM82 113H83V115L85 114L86 115V117H88V118H86L85 116H83L82 115ZM92 113H93V115H92ZM119 113V114H118ZM127 113V114H126ZM169 113V112H168ZM182 113V114H181ZM191 113H192V111H191ZM229 113V118H228V116H227V114ZM123 114V115H122ZM155 114V113H154ZM180 115V116H178L179 117V119H176V118H174L176 115ZM212 114V115H211ZM29 115V116H28ZM122 115V116H121ZM132 115V118L130 117ZM153 115V114H152ZM167 115H169V116H167ZM173 115L174 117H172V119H171V116ZM203 115V114H202ZM220 117H219V116ZM263 115V116H262ZM38 116V117H37ZM83 116V117H82ZM91 116H93V117H91ZM97 116H99V117H97ZM113 116V117H112ZM130 117L131 118V121L133 120V121H135L134 123H133V125L134 126H130V124H132V123H130V124H126L125 122L126 121H128L127 123H129L130 121V118H129V120L128 119H126L127 117ZM137 118V120L134 118ZM167 116V117H166ZM206 116H204V118L206 117ZM225 116H227V118L229 119V120H227V118L225 117ZM256 116V117H255ZM261 116V117H260ZM13 117V118H12ZM28 117V118H27ZM34 117H35V119H34ZM81 117V118H80ZM85 117V118H84ZM91 117V118H90ZM142 117L144 118V119H142ZM150 117V118H149ZM151 117H152V119H151ZM192 117V115L190 116V118ZM260 117V119L259 120H261V121H259V120H257V118H259ZM190 118L189 117H187L186 119L189 121L190 120ZM250 118H252L253 119V121H256L257 120V122H254V123H252V126H253V128H252V126H251V128H250V124L249 123H251V119ZM123 120V121H120V120ZM141 119V120H140ZM248 119V120H247ZM254 119H256V120H254ZM18 122H17V121ZM104 120V121H103ZM124 120H126L125 122H124ZM175 121L176 120V123H172V121ZM179 120V121H178ZM187 120L186 121H184L183 120V122H185V123H187ZM231 120V121H230ZM250 120V122H248ZM16 121V122H15ZM97 121V122H96ZM106 121V122H105ZM108 121V122H107ZM136 121H137V125H139V128H140V132L142 133H140L138 130L136 131L135 129L133 130V128H131V127H135L136 126V129H137V125L135 124L136 123ZM142 121V122H143ZM155 121V122H154ZM191 121V120H190ZM248 122L247 124H245V122ZM258 121H259V123H258ZM77 122V123H76ZM79 122V123H78ZM110 122V123H109ZM113 122H115V123H113ZM119 122H121V126L123 125L122 123L124 122V124H126V126L127 127H125V125H123L124 126V129L125 130H123V127H122V130L125 132V135L124 134H122V130L120 129V132H119V128H118V123ZM138 122H140V123H138ZM145 122H147V121H145ZM58 123V124H57ZM75 123V124H74ZM87 123V124H86ZM97 123V124H96ZM117 123V124H116ZM164 123H163V125H164ZM190 123V122H189ZM188 123V124H189ZM256 123H258L257 124V126L258 125H260V126H258V127H256ZM18 124V125H17ZM95 124V125H94ZM113 124H116V126H117V128H116V126H114ZM141 124V125H142ZM179 124V123H178ZM226 124H224V125H226ZM249 124V125H248ZM254 124V125H253ZM16 125V126H15ZM59 125V126H58ZM80 125V126H79ZM85 125V126H84ZM89 125H92V126H89ZM104 125V126H103ZM111 125V127H109ZM149 125V126H148ZM223 125V126H224ZM246 125V126H245ZM120 126V125H119ZM130 126V127H129ZM151 126V127H150ZM264 126V125H263ZM97 127V128H96ZM105 127V128H104ZM112 127H115L116 128V130L118 129V133H120V135L117 133V132H115L116 130H115V128H113V129H111ZM149 127L151 128V129H149ZM153 127V128H152ZM233 127H234V129H233ZM243 127H245V128H249V129H251V131H249V129L248 130H246L245 131V128H243ZM16 128H20L19 130H16ZM52 128V129H51ZM127 128V129H126ZM129 128H131V129H129ZM138 128V129H139ZM142 128V129H141ZM238 128V129H237ZM258 128V129H257ZM70 129V130H69ZM115 130L114 132L112 131L111 132V130ZM230 129H233V130H231L230 131ZM50 130V131H49ZM93 130H95V131H93ZM129 130V131H128ZM147 130H149V131H147ZM155 130L153 129L151 132H152V134H156V132H155ZM159 131V133H158V131ZM238 130V131H237ZM252 130H253V132H252ZM25 131V132H24ZM58 131H60V132H63V133H60V132H58ZM128 131V132H127ZM133 131H136V132H138V133H140V134H138V133H136L135 134V132H134V134L135 135H137L139 138L140 137H142V135H144L145 136V139H143V140H145L146 141V139L148 138V140L151 138V142L150 143H148L147 141H146V143H148V145H149V147H151L152 149H153V147H155L156 149L157 148H159V146L162 144V143H164L163 141L166 139H169L170 141V144L169 145H171L170 146V148L172 149V150H169V154L168 153H166V152H168V149H170V148H167V150H165V151H159L158 149L156 150L155 148L153 149V151H152V149L150 150V154L151 153H153L154 152V150H156V153H159V152H161V154H164L165 153V156L163 155V156H161L160 157V155L161 154H159V156L157 157V154L154 152V154H155V156L157 157L156 159H154V160H152V159H150L154 154H151L150 156L151 157H146L145 159L146 160H144V155H143V153H139V151L136 149L135 150V148L134 147H137V146H135V141L137 142V144L139 145V144H141L142 142H144L141 138V140L142 141H140V139L139 140H137V138L135 139V141H132V140H134V137H136V136H134L133 137V135L130 137L129 135H131L132 133H133ZM153 131H154V133H153ZM164 131H162L163 133H164ZM178 131H179V133H178ZM181 131V132H180ZM233 131V132H232ZM14 132V133H13ZM15 132H17L16 133V135H15ZM51 132H53V133H51ZM55 132H56V134H57V136H55ZM65 132V133H64ZM123 132V133H124ZM127 132V133H126ZM151 132H150V134L149 135H151ZM168 132V133H167ZM172 132V134H170ZM249 132H251V133H249ZM20 133V134H19ZM47 133V134H46ZM49 133L52 135V134H54V136L55 137H67V139L65 140V144L63 143V142H61V143H59L58 145L55 143H52V140H51V137L52 136H50L49 135ZM61 135H60V134ZM109 133V134H108ZM112 133V134H111ZM117 133V134H116ZM164 133V134H165ZM173 133L175 134V136L172 138V136L171 135H173ZM263 133V134H262ZM58 134H59V136H58ZM63 134H66V135H63ZM103 134V135H102ZM106 134V135H105ZM127 134H129L128 136H127ZM237 134V135H236ZM242 134V133H241ZM250 134V135H249ZM259 134L261 135V136H259ZM35 135V136H34ZM38 135V136H37ZM45 137V135L47 136L46 138L47 139H45L43 136ZM110 135V136H109ZM113 135V136H112ZM140 135V136H139ZM169 135L171 136V138H167V137H169ZM181 135V136H180ZM20 136V137H19ZM50 136V137H49ZM92 136V137H91ZM105 136L106 137H108V138H105ZM115 136V137H114ZM125 136L126 137H128L126 140L127 141H130V140H128L129 138L131 139L132 137V139H131V142H133V143H131V142H129V143H131V145H129L128 144V146H125V144L126 143H128V142H125L126 140H125ZM153 136V135H152ZM155 136V135H154ZM193 136V135H192ZM190 137V138H192L191 140H193V138H194V136L193 137ZM233 136V137H232ZM99 137V138H98ZM110 137H112L111 139H110ZM157 137V136H156ZM232 137V139H230ZM20 138V139H19ZM31 138H32V140H31ZM35 138V140H37V141H35V140H33ZM40 138V140H41V138H44V139H42L43 140V142H41V141H39L38 139ZM49 138V139H48ZM89 138V139H88ZM92 138L93 139H95V140H98V139H100L99 141H101V142H99L98 141V144H97V147H96V150H94V151H91V153L89 152V154L88 153H85V155H84V153H82L81 152V154H80V151H81V148L85 145V142L87 143V141L89 142V140H92ZM186 138V139H185ZM189 138V139H190ZM105 139H107V140H105ZM125 141H124V140ZM172 139V140H171ZM202 138H200V140H201ZM227 139V138H226ZM46 140V141H45ZM47 141H49V144H47ZM51 141V142H50ZM67 141V142H66ZM85 141V142H84ZM114 141V142H113ZM139 141H140V143H139ZM156 141V142H155ZM172 141V142H171ZM180 141H178V142H174L173 144H175V146L176 145H179L181 142ZM185 141H182L183 143H182V148H183V150H182V148H180L179 149V146L181 145H179L178 146V148L177 149H175V151L176 150H180L181 152H184V147H183V145H184V143H185ZM224 141H226V140H224ZM223 140L221 141V142H218V143H221L220 145H219V148H218V151H220V149L221 150H223L225 147L224 146H226V145H228L229 144V142H228V144H226L227 143V141H228V139H227V141L226 142H224ZM233 141H235V140H233ZM257 141V142H256ZM261 141H262V144H261ZM34 142V143H33ZM37 142V143H36ZM45 142V143H44ZM54 142V141H53ZM121 142H125V144H122ZM166 142H168V141H165V143H164V145L162 144L160 147L161 148H159L160 150L163 148H165L166 149V147H165V145H166ZM186 142V143H187ZM51 143H52V145H53V147H52V145H51ZM84 143V145H82ZM145 142H144V144H146ZM240 143V144H239ZM258 143H260V144H258ZM103 144V145H102ZM119 144V145H118ZM132 144H133V146L134 147H132ZM151 144V145H150ZM223 144V145H222ZM30 145V146H29ZM56 145V146H55ZM59 145H61V147H59ZM116 145V146H115ZM127 145V144H126ZM147 145V144H146ZM260 145V146H259ZM6 146V147H5ZM102 146V147H101ZM105 146V147H104ZM121 146V147H120ZM129 146H131V148H129ZM153 146V147H152ZM164 146V147H163ZM174 146V147H175ZM13 147V148H12ZM16 149H15V148ZM56 147V148H55ZM57 147H59V148H57ZM124 147H126V149L124 148ZM127 147L130 149V150H128L127 149ZM167 147H168V144H167ZM8 150H7V149ZM53 148V149H52ZM55 148V149H54ZM133 148V149H132ZM217 148H215V149H217ZM10 149V150H9ZM38 149V150H37ZM240 149H242V150H240ZM261 149H259V151L261 150ZM133 151V152H130V153H132V155L135 153V154H137V153H139V154H137V156H139L140 154H142L143 155V157H142V155L140 156L141 157V159L142 160H140V157H138V159H137V161L138 160H140V161H143V162H140V161H138L137 163L136 162H134V160L136 161V159L134 158H131L130 157V155H129V152H126V151ZM134 150L136 151V152H134ZM61 151V152H60ZM138 151V152H137ZM152 151V152H151ZM157 151H159V152H157ZM57 152V153H56ZM122 152H124V153H122ZM174 152V151H173ZM173 152H172V155H173ZM177 152V151H176ZM81 155H79V154ZM128 153V154H127ZM244 153H245V155H244ZM251 153V154H250ZM253 153V154H252ZM63 154V155H62ZM129 155V159L131 160L130 161V163H129V161L127 160V158L126 157H128V156H124V155ZM134 154V155H135ZM181 154V153H180ZM180 154H179V152L176 154L175 152H174V155H176V156H172L173 157V159H174V161L176 160L175 158H178V156H180ZM186 154H187V151H186ZM235 154V155H234ZM264 154V153H263ZM11 155V156H10ZM23 155H25V157L23 156ZM78 155V156H77ZM117 155V156H116ZM178 155V156H177ZM182 156H180L179 158H182V157H185V158H183V160L185 159L186 161H188V159H186V156H189V153H188V155H185V153L183 154H181ZM30 156V157H29ZM74 158V156H76L77 158H75L74 159V161L75 160H77V161H75V162H73V163H70V161H73V158ZM107 156V157H106ZM136 155L134 156V157H137ZM16 157V158H15ZM51 157H55L54 158V161H51L53 158H51ZM64 158V159H62V158ZM72 158L71 160H69V162L67 161L68 160V158ZM121 157H122V161H123V164L125 163L124 161H128L127 163H125V165H124V167H126V164H127V166L129 167H127L128 168V172L129 173H131L129 176L128 175H126V176H128L127 178H125V174H128V173H126L127 171V169L124 171L123 170V172L122 173H114L115 171H116V169H117V172L118 171H120L121 172V167H122V162H119V163H117L118 161H119V159L121 160ZM126 158V159H124L123 160V158ZM160 157V158H159ZM164 157H167V158H164ZM51 158V159H50ZM59 158V159H58ZM80 158V159H79ZM147 158H149L150 160L148 161L147 160ZM154 158V157H153ZM188 158V157H187ZM30 159V160H29ZM36 159H38V161H35ZM47 161H45V160ZM49 159V160H48ZM104 159L106 160V161H104ZM112 159V160H111ZM113 159H115V160H113ZM132 159H133V162H132ZM170 159V158H169ZM168 159V166L166 165V167H169V166H171L170 168L172 169V167H173V169L172 170H176L178 167H177V165H176V163L175 164H171L170 162L172 161L171 159L169 160ZM234 159V160H233ZM5 160V161H4ZM32 160H33V166H32ZM79 160V161H78ZM164 160V161H163ZM179 160V159H178ZM177 160V161H178ZM259 160H260V162H259ZM258 160V162L257 161H253V162H255V163H253V164H260V166H262V164H263V162H261V161H263L262 159H259ZM25 161H27V163H28V161H29V163H31V165H30V169H28V167L25 165ZM31 161V162H30ZM44 161V162H43ZM49 161H51L50 163H49ZM148 161V162H147ZM152 161V162H151ZM170 161V162H169ZM174 161H172V163H174ZM235 161V162H234ZM25 162V163H24ZM36 162V163H35ZM41 162V163H40ZM70 163V164H68V163ZM166 162V164H167V160L165 161ZM164 162V163H165ZM230 162V163H229ZM43 163V164H42ZM46 165H45V164ZM79 163V164H78ZM106 163V164H105ZM116 163L118 164L117 166H120L121 165V167H120V169L121 170H119V168L118 167H116ZM132 163H135V164H133V166H131L132 165ZM169 163L171 164V165H169ZM178 163V162H177ZM226 163V164H225ZM240 163H241V161H240ZM249 163H252V162H249ZM262 163V164H261ZM24 164V165H23ZM38 164V165H37ZM69 166H68V165ZM78 164V165H77ZM82 164V165H81ZM89 166H88V165ZM92 164V165H91ZM95 164H97L98 166H102L103 164V166L102 167H104L103 168V172L105 171V170H107V169H109L110 170V173L108 174V170H107V173H104V174H106V176L108 175V177H109V175L111 174V173H113V176H114V178H113V176H112V178H113V180H112V182H111V177H109V178H105L104 177V179H103V176L102 177H99V175L101 176V173H103L102 171H101V169H102V167H97V168H99L98 170V173H99V175H97L98 177H94V179H93V177H89V173L90 172H92L91 170H90V172H87L85 169L87 168V170L89 169L88 167H91V166H95ZM100 164H102V165H100ZM112 164H115V165H112ZM120 164V165H119ZM129 164H131V165H129ZM157 164L155 165V167H156V169L157 168H159V167H161L159 164V166H157ZM203 164V165H202ZM222 164V165H221ZM248 164V163H247ZM255 165V166H250V165H252V164H248V167L246 166V163H245V165L242 163V165H240V164H238V166H241V168H239L240 170L242 169V167H244V166H246V169H242V171L243 172H245L244 170H248V168L250 169V170H252L254 167H255V169H253L254 170V172L255 171H257V172H259V173H257L256 174V172L254 173V172H250V170H248L249 172H248V174L249 173H253V175H252V177L254 178L253 180H258V179H260V177H258V179H256L255 177H256V175H264V168H261L260 166H258V165ZM84 165V166H83ZM105 165L106 166H108V167H105ZM176 165V166H175ZM264 165V164H263ZM27 168H26V167ZM48 166V167H47ZM79 166V167H78ZM81 166V167H80ZM83 166V167H82ZM86 166V167H85ZM114 166L115 167V171L113 170V168L112 167ZM143 166V165H142ZM142 166H140L141 168H143L142 170L139 168V171H138V173L140 174V171H141V174H142V172H143V176H144V178L143 179H145L146 181H147V183H150V182H153L154 180L156 181V179H155V175L158 177L159 176V171L157 172L158 174H155V167H154V165L152 166V168L151 169H153V170H151L150 169V166H148L147 168H148V171L146 170L145 171V169H146V167H144V166H147V164L146 165H144L143 167ZM165 167V164L164 165H162V167ZM201 166H205V164L204 163H201ZM211 166H213V165H211ZM237 166V165H236ZM258 166V167H257ZM45 167V168H44ZM70 169H69V168ZM79 169H78V168ZM84 167H85V169H84ZM124 167H122V168H124ZM130 167H133V168H130ZM136 167H138L137 165H136ZM161 167V169H157V170H160V172H161V175H164L165 177H163V179L165 180L166 178H170L173 174H176V176L175 177H173L172 176V178H176L177 176H179L178 175V173L177 172H179V171H177L176 173H173L171 170L169 171L168 169H170V168H166L167 169V171H169L170 173H168L167 171L165 172V171H161L162 169L164 170L165 168H162ZM174 167H177L176 169H174ZM195 167V168H194ZM199 167V168H198ZM257 167V168H256ZM36 168V169H35ZM67 168V169H66ZM72 168V169H71ZM81 168V169H80ZM134 168H135V171H136V173L134 172ZM145 168V169H144ZM191 168V167H190ZM190 168H187L186 169V167H185V169H184V172L185 171H187L188 172V175L189 174H191V173H196V172H201L202 171V169H201V167H200V164L198 165V166H193L192 168H193V170L192 169H190ZM245 168V167H244ZM259 168V169H258ZM23 169H25L24 171H23ZM28 169V170H27ZM74 169V170H73ZM83 169V170H82ZM105 169V170H104ZM131 169H133L132 171H131ZM155 169V170H154ZM194 169H195V171H194ZM199 169L201 170V171H199ZM257 169V170H256ZM260 169H263V171H261ZM33 170V171H32ZM36 170V171H35ZM68 170V171H67ZM71 170V171H70ZM78 170V171H77ZM80 170V171H79ZM111 170H113V172H111ZM144 170V171H143ZM150 170V171H149ZM178 170V169H177ZM194 171V172H192V171ZM223 170V169H222ZM258 170H260V171H258ZM18 171V172H17ZM131 171V172H130ZM151 171H153V173L152 174H155V175H153V176H150V174H151ZM191 171V173H189ZM225 171H226V169H225ZM224 171V172H225ZM28 172V173H27ZM31 172V173H30ZM106 172V171H105ZM145 172H148L149 173V175L147 176V173L146 174H144ZM164 172H165V174H164ZM171 172L173 173V174H171ZM226 172H228V171H226ZM263 172V173H262ZM70 173V174H69ZM72 173V174H71ZM133 173V174H132ZM135 173V174H134ZM247 173V172H246ZM261 173V174H260ZM114 174H116V176L114 175ZM122 174V175H121ZM124 174V175H123ZM138 174V175H139ZM166 174L168 175V174H171V175H169L168 177H166ZM69 175V176H68ZM75 175V176H74ZM79 175V176H78ZM112 175V174H111ZM159 176V177H162V176ZM14 176V177H13ZM63 176V177H62ZM67 176V177H66ZM71 176V177H70ZM90 176H92L91 174H90ZM123 176V177H122ZM255 176V177H254ZM55 177H56V179H55ZM58 177V178H57ZM78 177V178H77ZM149 177H150V179L151 178H154V180L152 181H150L149 182ZM49 178V179H48ZM111 178V179H110ZM128 178H132L133 179V182L132 181H130ZM263 178V176L261 177V179ZM41 179H42V181H41ZM51 179V181H53ZM99 179V180H98ZM103 179V180H102ZM109 179H110V184H103L102 185V181H103V183H105V181H106V183H107V181H108V183H109ZM127 179V180H126ZM147 179H149V180H147ZM163 179H161L162 180V182H161V180L159 179V178H157V182H158V184H160V183H163ZM14 180V181H13ZM27 180V181H26ZM77 180V181H76ZM95 180V181H94ZM98 180V181H97ZM160 180V181H159ZM167 180V179H166ZM169 180V179H168ZM177 180V179H176ZM16 181V182H15ZM46 181H48V182H46ZM93 181V182H92ZM127 181V182H126ZM135 181V182H134ZM154 181V184L153 183H150V187H151V185H152V187H154V185L156 186V185H158V184H156V182ZM221 181H224V182H226L227 183V181H226V179L225 178H223V180H221ZM15 182V183H14ZM97 182V183H96ZM115 182H118V179H117V181H115ZM121 182V183H120ZM133 183V184H130V183ZM160 182V183H159ZM50 183V184H49ZM123 183V180L121 181V180H119V184H121V185H119V192L118 193H121V194H119V198L120 197H123L124 195L122 194V192H125L126 190H128L127 189V187H126V185L127 184H125V188L123 187V189H121V190H123L122 192H120V188H122V184ZM146 183V182H145ZM230 183V182H229ZM28 184V185H27ZM48 184V185H47ZM98 184V185H97ZM23 185V186H22ZM101 185V186H100ZM109 186V187H107L108 188V190H107V193H105V194H107V195H109L110 194V192L113 190H111V188H113V186ZM118 185V184H117ZM129 185H127V186H129ZM144 186H147V187H149V184H143ZM200 185V184H199ZM14 186H15V188H14ZM31 186V187H30ZM48 186V187H47ZM49 186H51L50 188H49ZM75 186V187H74ZM77 186V187H76ZM94 187V188H92V187ZM114 186H116V183H114ZM124 186V185H123ZM134 186H136V185H134ZM97 187V188H96ZM106 187H104V189H106ZM111 187V188H110ZM78 188V189H77ZM81 188V189H80ZM87 188H91V189H93V190H95V191H93V193H91V190H90V194L88 193L89 192V190H88V192H85V190L87 189ZM16 189V190H15ZM74 189V190H73ZM76 189V190H75ZM84 189V192H81L82 190ZM114 189H115V187H114ZM116 189H117V187H116ZM126 189V190H125ZM22 190V191H21ZM35 190V191H34ZM37 190V191H36ZM40 190H42L41 192H40ZM46 190V191H45ZM51 190V191H50ZM78 190V191H77ZM110 190V191H109ZM125 190V191H124ZM30 191V192H29ZM31 191H33V192H31ZM50 191V192H49ZM87 191V190H86ZM103 191H104V193H103ZM108 191H109V194H108ZM114 192L116 191V196H117V191L118 190H113ZM113 191L111 192L112 194H113ZM202 191L203 190H201V193H202ZM18 192V193H17ZM35 192H39L38 194L36 193L35 194ZM55 194H54V193ZM74 193V194H73ZM79 193V194H78ZM81 193L83 194V195H81ZM101 193V194H100ZM125 193H127V192H125ZM195 193H197V192H195ZM200 193V194H201ZM62 194V195H63ZM76 194V195H75ZM78 194V195H77ZM95 194V195H94ZM198 194V193H197ZM197 194H195L196 195V197H194L197 201H198V203L200 202V200H201V202H200V204L198 205V206H201V205H203V204H205L204 202L206 201L205 199V197H204V195H203V193L201 194V195H203V196H201L202 198H203V201H202V198L200 197L199 199L200 200H198V197H199V194H198V196H197ZM24 195H25V197H24ZM37 196V198H35L36 196ZM56 195V196H55ZM72 195V196H71ZM74 195V196H73ZM102 195H103V197H102ZM123 195V196H122ZM34 196V197H33ZM110 196V195H109ZM109 196H107V198L109 197ZM127 195L125 194V197H126ZM167 196V195H166ZM192 196H194V195H192ZM192 196H190L191 198H192ZM41 197V198H40ZM55 197V198H54ZM77 197H79L78 199H77ZM159 197V198H158ZM31 198H34V200L32 199L31 200ZM40 198V199H39ZM76 198V199H75ZM124 198V197H123ZM156 198H158V200L159 201H161V199L163 198V197H161V196H156L155 197V199ZM161 198V199H160ZM191 198H189V203L191 202V201H193L190 205H194V206H197L195 203H194V200H192ZM26 199V200H25ZM93 199H94V201H93ZM100 200V202H99V200ZM120 199H122V198H120ZM190 199H191V201H190ZM22 200V201H21ZM35 200H36V204H35ZM39 200V201H38ZM163 200H164V198H163ZM195 200V202H197ZM205 200V201H204ZM28 201V202H27ZM158 201V202H159ZM188 201V200H187ZM39 202V203H38ZM42 202V203H41ZM102 202L104 203V201L102 200ZM52 203H53V205H52ZM85 203V204H86ZM188 203V202H187ZM194 203V204H193ZM29 204H30V206H29ZM172 204H174L175 206H177L178 207V204L176 205L175 204V202L173 203L172 202ZM34 205V206H33ZM35 205H36V207H35ZM38 205H41L40 207L38 206ZM43 205V206H44ZM23 206H24V208H23ZM33 206V207H32ZM48 206V207H47ZM175 206H173L172 205V208H170V209H173V207H174V209H175ZM31 208V209H30ZM52 208V207H51ZM30 209V210H29ZM36 210V211H37ZM55 210V211H54ZM32 211V212H31ZM182 211V210H181ZM46 212H48V211H46ZM50 212V211H49ZM48 212V213H49ZM169 212H172V210L170 211L169 210ZM174 212V211H173ZM47 213V214H48ZM29 214H31L30 216H29ZM39 214V215H38ZM191 214V213H190ZM26 215L28 216V217H26ZM39 217V219H38V217ZM31 218V219H30ZM28 219V220H27ZM38 219V220H37ZM40 220V221H39ZM25 221V222H24ZM37 221V222H36ZM24 222V223H23ZM31 222V223H30ZM27 223V224H26ZM36 223V224H35ZM41 223V222H40ZM26 224V226H24ZM166 224L168 225V226H170V227H168V226H166V227H168V228H166L164 231H167V233H169L171 230H173V231H175L174 230V228L176 229V227L174 226H172V224H168V222H166ZM165 224V225H166ZM30 226V227H29ZM40 226V227H39ZM55 226V225H54ZM28 227V228H27ZM35 227V228H34ZM37 227V228H36ZM173 227V228H172ZM170 228H172V229H170ZM39 229V230H38ZM41 229V230H40ZM38 230V231H37ZM53 230H56V231H54L55 233H56V235H55V233H53L52 231ZM47 231V230H46ZM172 231V232H173ZM44 233L47 235H44ZM166 233V234H167ZM171 233V232H170ZM169 233V234H170ZM41 234H42V236H41ZM44 235V236H43ZM60 235V234H59ZM38 236V237H37ZM51 236V237H50ZM54 236H55V238H54ZM77 236V237H76ZM78 236H79V238H78ZM41 237V238H40ZM50 239H49V238ZM70 237V238H71ZM85 237H87V236H84L83 238H85ZM39 238V239H38ZM77 238V239H76ZM12 239V240H11ZM21 239V240H20ZM42 239V240H41ZM49 239V240H48ZM82 239V240H81ZM41 240V241H40ZM76 240H78V241H76ZM8 241V242H7ZM12 241V242H11ZM25 241V242H24ZM51 241V242H50ZM18 242V243H17ZM24 242V243H23ZM73 242V243H72ZM20 243H23V244H20ZM51 243V244H50ZM75 244L76 246H72V244ZM51 245V246H50ZM78 246V247H77ZM53 248V249H52ZM24 249V250H23ZM54 251V252H53ZM23 253H25L26 255H27V257H28V263H25L24 262V260L22 259V254ZM82 253V254H81ZM179 253H180V251H179ZM68 254V255H67ZM76 254V255H75ZM181 254V253H180ZM22 255V256H21ZM64 255H66L65 257H64ZM74 255V256H73ZM83 255V256H82ZM174 255H178V253H177V251H175L174 252ZM251 255V257H254L252 254H250ZM67 257V258H66ZM84 257V258H83ZM75 258V259H74ZM85 259L86 261L85 262H83V259ZM72 259H74V261H72ZM78 260V262H77V260ZM82 259V260H81ZM90 259V260H89ZM66 260H68V261H66ZM75 261H76V263H75ZM74 262V263H73ZM79 262H81V263H79ZM83 262V263H82ZM89 263V262H88ZM97 264V263H96Z\"/></svg>",
  "mask_w": 264,
  "mask_h": 264
}]
</instances>
